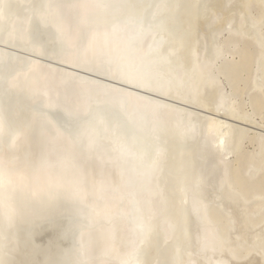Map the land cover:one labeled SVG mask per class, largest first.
I'll list each match as a JSON object with an SVG mask.
<instances>
[{
  "label": "rangeland",
  "instance_id": "1",
  "mask_svg": "<svg viewBox=\"0 0 264 264\" xmlns=\"http://www.w3.org/2000/svg\"><path fill=\"white\" fill-rule=\"evenodd\" d=\"M50 2H51V4H52V2L53 3H56V4H58L56 1L57 0H49ZM60 3H59V5H60V7H62L63 5H65L66 7H63V8H65V9H63V8H61V9H56V8H58L59 7V5H56V4H53L52 6H53V10H58V11H60V10H62L63 9V11H65V12H58L56 15L57 16H60L59 15V13L61 14H63V17H64V14L65 13H67V11H69L71 8L73 9V10H70L69 11V13H68V15L67 16H65L64 18V21H62V22H59V24H58V27H60V28H64L63 30H61L60 28H59V30L57 29L55 32H54V30H55V27H57V26H55V25H53V26H51V28H45V25L43 26V24L40 22H37V21H34V20H32V22L34 23V26L36 27V29L35 28H32V27H30V24H29V26H28V28L30 29V30H33V32L31 33V34H28V33H26L27 32V30H26V28H25V30H24V32H25V41L24 42H21V41H17L15 44H20V45H15V46H12V45H9V46H6V45H2V44H0V45H2V46H4L3 48L4 49H7L8 51H11V52H14V54L15 55H17V58H19V61H21V64L23 63L22 61H24V62H26V63H29V66H27V67H25V66H23V65H19L18 67V69L16 70V69H13V68H17L16 66L15 67H13L12 69H13V74H21L22 72L24 73V72H26L29 68L28 67H30V62H32V63H34V62H36V63H34V64H36V66H38V68L40 69V71H39V73L41 72V74L42 75H44V76H48V74H53V75H50V76H48L49 78H51L50 79V81L52 80V81H54L53 79H56L57 81H58V79L59 80H61L60 82L58 81H56L57 82V84L59 85V83H60V85L61 84H63V83H66V82H68V84L67 85H61V86H58L57 84H56V82L54 81V83H52V82H50L49 80H48V77L46 78V77H44V76H42V78L44 79L43 81L45 82L46 80V82H48L49 83V85H51L52 86V88H51V90L52 91H50L51 92V94L52 93H54V95H52L53 97H55L54 99H52L53 97H51V99L52 100H54L53 102H54V105L56 104L57 105V107H60V108H54V110L52 109V108H50V109H47L43 104H42V100L40 99V97H39V94L41 93V92H38L39 94H36L37 92H35L34 90V92H35V95H34V97H35V99H38V100H35L34 101V97H32L33 95H31L30 93L31 92H29V90L27 91V92H25V93H23V95L21 96V95H19L18 97H16V96H14L13 98L11 97L10 98V100H7L6 101V103L8 102V106H7V112H6V114H7V116L9 117H7L6 115H5V119H7V122H9V125H10V128H11V132H13V130H14V132L16 131V132H19V129L21 128V126H22V128H23V130H22V128L20 129L21 130V134L20 135H23L22 136V140L23 141H21L20 143L22 144L23 143V145L21 146V150H19L20 151V153L18 152V154L20 155V157L18 156V154L16 153V154H12V158H13V160H15L14 158H16L17 156L19 157V162L21 163V165L20 166H23L24 167V170H25V172H26V174L27 175H29L30 173H28V172H34L35 171V173L37 174L36 175V177L33 175V174H35V173H31V175H33V177H35V179L31 176V175H29L28 177L29 178H33L32 179V181H39V177L40 176H38V175H40V173L37 171V169H39V168H44V165H50V166H53L54 167V169H56L57 168V166H58V168L55 170V171H53V174L56 176V178H55V176H53L54 177V180L55 179H57L56 180V183H58V187H59V185H61L62 186V188H60L59 190L58 189H56L57 191L55 192L56 193V195H55V197H57V199L56 198H54V200H58L57 202H56V204L54 205L53 203V205H51L50 206V208H51V210H50V208H46V210H45V213H43V214H49V211H50V213H51V211H52V214L51 215H53L52 217H49L48 219L49 220H47V221H44V222H41V223H38V225L37 226H35V224H32V226H30V227H24L23 229L22 228H20V229H22V230H20L19 232H18V235L17 236H19L18 238H17V240H19V239H21V238H25L24 237V235L26 236V240L23 242V244H22V242L21 243H19L20 242V240L18 241V245H17V252L16 253H18V254H16L15 255V257H13L12 259H13V263L14 264H17V263H19V264H55V262H56V264H122L121 262H119L120 261V259L121 258H119V257H117V255L118 256H120V255H122V253H125V251H127V249H130V247H128V246H130L129 245V243L126 241V235L124 234V232H121V228H117V227H120V226H122V224H120V225H118V226H114L113 228H115V230L113 229H111L113 232H111V230H110V227H112V222H110L107 218L109 217V218H112L113 217V214H118L117 212H120V210H124V209H122V207H120V206H118L119 204L117 203V201H113L114 203H112V201L111 200H114V198L112 199V197L110 196L108 199L110 200V202H109V200L107 201L106 199L104 200V199H102V198H100V196H102V193L100 194L99 192V190H101V189H99L100 187H102V190H103V185L105 184V180H106V182L109 180V179H113L114 180V177L116 178V175H118V173H115V172H117L115 169H108V168H105L104 169V167H106L107 165L106 164H103V166L101 167L100 165V162H102L101 161V157H103V154L101 155V157L99 156L100 154H98V152L100 153V151L102 150V149H104L105 148V146L107 147V146H110L109 144H108V142H111L110 144H112L110 147H107L106 148V150L109 152V151H111L112 150V148H113V146H119L120 144H125V143H127L128 141H130V142H128V143H131V139H132V142H133V139H135V142H137L138 140H140L139 138H138V136H136V134L135 133H133V131H131V133H130V131H128V130H132V129H130V124H129V122H128V120H126L125 121V119L127 118V116H125L126 118L124 119V116H122L123 118H121L120 116L121 115H123V113H119V110L116 108V106L115 105H118V104H120L119 102H118V104H117V102L116 101H114L115 103L114 104H110L111 103V101H112V97H114V95H115V97H117L118 95H120L121 94V92L120 93H118L119 92V90H121V89H127V90H129V91H134V90H136V91H134V93H138V94H140V92H145V93H142L144 96H148V97H150V98H152V99H159V101H162V102H166V105L168 106V107H170L169 109L171 110L172 109V111H175L177 114H179V116L181 117V118H184L185 119V122L186 121H188L189 119H191V118H194V119H197V117H199V115L201 114H203V115H210V116H212V115H217V117H219L220 119H222V120H224V121H227L229 124H231V125H233V126H237L238 125V127H240V128H244L247 132H243V133H240V131H238V128L237 127H234V129H233V126L231 127L230 126V128H228V130H230L229 132L231 133V132H233V131H235V130H237L238 132H236V134H238V135H236V137L234 136V135H232V133H231V137H232V141L231 142H233L232 143V145H231V147L233 148V149H229V151H231V153L233 154H231V153H229V155H228V157L227 158H224V157H222L221 155H216V154H211L210 153V155H209V158H211V157H216L215 159L214 158H211L212 159V161H211V159H210V162H208V164L210 165L211 164V166H212V168H215V170H213L214 172L216 171V170H218L219 168H217L218 166L219 167H222V165H223V169H221L220 168V171H217V172H215V173H211V175L210 176H212L213 175V177H210L209 178V181H208V185H207V188H206V190H205V192L207 191H209L208 193L206 192V193H204V192H202V194L204 193V194H206V195H198L197 196V198L199 199H197L198 200V202L199 201H201L200 203L203 205V207H206V208H203V209H206V210H204V211H206L205 212V215H206V213H207V217H206V219H205V223L204 224H201V223H198V224H196L195 223V225H194V223H192L193 225H194V227L191 225V223H190V225L193 227V229L191 228V230H192V232H193V234H192V236H190V237H192V238H189L190 240L188 241L185 237H184V235L182 234V233H179V232H181L183 229H184V227H182V224H183V226H185L186 227V224L184 223V221L186 220V219H183V217H181V214L179 215V213H180V211L179 210H182L184 213L186 212V210L184 209V207L182 206V204H181V201H182V199H181V197H182V195H184L186 192L185 191H183V190H186V188L187 187H189L187 184H189V183H187V180H189V178L191 177L192 178V176H191V173L189 174V172L187 171V170H185V168H187V166H185V165H188L187 163H189V161L188 160H190V158L192 159V162H190V164H189V166H188V170L189 171H195L198 167L196 166V164L198 165V163L196 162V161H194L197 157L196 156H194V155H196L195 153H196V150H197V147H195L196 145H194V144H191L190 143V141L187 139L188 137L186 136V135H184L181 131H180V128L179 129H176L175 127H172V124H168V122H167V124L170 126H166V129H167V127H168V129L167 130H165L164 131V133H160V135H159V137H160V139L158 138L157 140L155 139L154 141L156 142H158V144H156V143H151V142H153V140H151V141H149L148 142V140L146 141V138H148L147 136H145V137H142V139L140 140L141 142L140 143H142V144H139V142L137 143V144H139V146H137L135 143V146H137V148L138 149H144L145 151H146V153H147V157H151V155H152V152H153V150L154 149H156V147L157 146H160V148H162L161 150L163 151V159H162V161L164 162H162L161 161V166H160V170H162L161 171V173H160V180L161 181H159V183H158V185L160 186H162V184H160V183H165L164 185L166 186V183H167V188L166 187H163V189H165L164 190V194L161 196V198H163V196H164V199L166 200V203H167V201H168V203L167 204H169V206L167 205V207H172L171 208V210H168V208L165 206V205H163V210L161 211V212H163L164 214H163V221H160V219L162 220V215L161 214H159L158 216H156L155 218L156 219H158V222L156 221V219H154L156 222L154 223V222H152L153 221V219H152V225L151 224H149L150 226H146V229H148L149 227H153L154 228V226H155V228L153 229L152 228V231H151V228H149V231L151 232V233H147V234H149V237H147L146 239H149L148 241L145 239V243L141 246L142 248L141 249H139L136 253H141L140 255H142V257L139 255V254H137V255H135L136 253H134L133 252V255L134 256H137V257H134V259L135 258H139V256L141 257V259L139 258V263L141 262V264H167V261L169 262L168 264H171V261H173L172 262V264H177L178 262H176V259L179 261V263H181V259L182 258H184L185 256H186V254H184L183 256H182V252H184L185 251V253L186 252H188V251H186L187 249H189L191 246L189 245V247L187 246L188 245V243H190V241L193 239V240H195V239H197L198 237L199 238H201V235H203V233L204 234H206V231H207V229H208V231L210 232V231H213L214 229H215V232H213V233H215V235L216 234H218V236H220V240H221V243H219V247H222V248H224V249H222V248H219V254H220V256H221V258L222 259H226V260H229L230 259V263L228 262V261H226L225 259V261L226 262H228V264H235L234 262L235 261H233L234 259H232V258H230V254L232 253V252H234V253H232L231 255H233V254H235V255H237L238 257H236V264H240V263H242V264H249V261L247 260V258H249V259H254V257L256 256V258L258 257V258H260L261 256L260 255H262V253H263V255H264V246H262L263 244H264V203H262L261 204V206L260 205H256V203L258 204L260 201H264V153H263V151H264V149H263V143H264V104L263 105H261V104H259V103H263V100H264V94L263 93H261V92H258V93H260L261 94V98H260V96H259V94L257 93V91L255 90L254 92L255 93H253V91H251L252 90V88H253V85H254V72L252 73L251 71H254V70H251V68H254V64H255V62H256V58H257V45H256V43L254 44V42H255V40H253L254 38H251L253 35H252V33L250 32V27L252 28L253 26H254V24H256V18L262 13V11H263V9H260V4L258 3H255V2H257V1H255V0H253L254 2H252V0H246L245 2H244V0H238V1H240V2H237V0H214L215 2H213V0H211L213 3H210L211 1L210 0H187V1H180V0H177V2H178V4L176 3V0H167L166 1V3H165V0H148V2H147V0H127V8H128V10L130 9V15H135L136 16V14H137V18H133L134 20L135 19H138L139 20V22L143 19V18H145L146 17V19H143V21H141V23H142V25L143 26H145L146 25V23H147V25L148 24H150V25H153L154 27H156V26H159V28L160 29H162L161 31L164 33H160L159 35H163L162 37H166V39H168V40H171V41H169L170 43H172L173 41H175V42H173L174 44H178V43H186V45H189V46H193L194 44L196 45V43H197V46H198V51H200V52H204V54L203 55H205V56H203V59H204V61L206 60L207 62H209L210 63V65L213 67V70H214V72H216V74L219 76L218 77V79H219V81L221 82V84H220V82H219V84L221 85L220 86V88H219V91H220V94L221 95H219V97L217 98H215V99H211V90H210V87H209V85L208 86H206L207 84H206V80L204 79V78H201L200 80H198V81H195V82H197L198 84H195V82H194V86L193 87H186V89H185V91H184V89H177V91H176V89H171V92H167V93H165V95L164 94H158L157 92H154V91H156V90H154L155 89V86H154V89H152L153 91H146V90H144V91H139V90H142V89H136V88H133L132 89V87L133 86H129V85H127V84H124L123 82H121V81H119L118 79H117V76L115 75V73L112 71V66H108V64L107 63H104L105 61H103V60H101V58H97V56H94V54L93 53H91V51H89L90 49L88 48L89 46L88 45H90V43H91V41H90V39H89V37H90V35H89V33H85V31H81L80 30V28H81V26H80V22H76V21H78V19H76V18H74V17H76L77 16V18H78V16L80 17V15H77V13H81L83 10H81V9H83V8H80L79 6L80 5H77V4H80V2H81V0H72V2L73 3H75V4H73L72 2H71V0H70V2L71 3H69L67 0V2H65L64 0H58ZM76 1V2H75ZM189 1V2H188ZM196 1V2H195ZM199 1V2H198ZM201 1V2H200ZM219 1H222V6L221 7H219V9L217 8V5H218V2ZM248 1H251L250 3H248L247 4V2ZM132 2V3H131ZM143 2V3H142ZM145 2V3H144ZM151 4H150V3ZM161 2V3H160ZM207 2V3H206ZM62 3H65V4H62ZM155 3V4H154ZM172 3V4H171ZM189 5H188V4ZM208 3L212 6H208ZM237 3V5H235ZM50 4V5H51ZM137 4V5H136ZM143 4V5H142ZM156 4H157V6H156ZM163 4V5H162ZM166 4V5H165ZM174 4V5H173ZM199 4H202V5H199ZM204 4V5H203ZM206 4V5H205ZM50 5H49V8H51L50 7ZM62 5V6H61ZM70 5V6H69ZM71 5H73V6H71ZM131 7H130V6ZM141 5V6H140ZM152 5H153V8H152ZM161 7H163V9H162V7L161 8H159V6ZM183 5V6H182ZM188 5V6H187ZM191 5V6H190ZM75 6V7H74ZM133 6V7H132ZM149 6V7H148ZM186 7L187 6V9L186 8H182V7ZM200 6H202L203 8H205V9H210V8H212L211 10H206L205 11V9L204 10H202L203 8L202 7H200ZM234 6V7H233ZM236 6V7H235ZM237 6H238V8H237ZM130 7V8H129ZM143 7H144V9H143ZM157 7V8H156ZM166 7V8H165ZM175 7V8H174ZM189 7H194V9H192V8H190L189 9ZM250 7V8H249ZM140 8V9H139ZM148 8V9H147ZM173 8V9H172ZM198 8H200V9H198ZM213 8L215 9V10H213ZM226 8V9H225ZM68 9V10H67ZM131 9H133V10H131ZM150 9V10H149ZM162 9V10H161ZM164 9H165V11H164ZM174 9H176V10H174ZM189 9V10H188ZM196 9H197V11L198 12H196ZM220 10V9H222L221 11H219L218 12V10ZM225 9V10H224ZM149 10V11H148ZM156 10V11H155ZM178 10V11H177ZM181 10V11H180ZM192 10V13L190 12ZM202 11V12H200V11ZM213 10V11H212ZM262 10V11H261ZM76 11V12H75ZM125 11H126V9H125ZM124 11V13H126ZM131 11H133V13L131 12ZM139 11V12H138ZM151 11V12H150ZM166 12V13H164V12ZM170 11V12H169ZM188 11V12H187ZM210 11V12H209ZM216 11V12H215ZM224 13H223V12ZM253 11V12H252ZM258 11H260V12H258ZM135 12V13H134ZM142 12V13H141ZM157 14H156V13ZM161 12V13H160ZM172 12V13H171ZM180 12V13H179ZM205 12V13H204ZM207 12V13H206ZM231 14H230V13ZM250 12V13H249ZM255 12V13H254ZM71 13H73V14H71ZM150 13V14H149ZM160 13V16H158V14ZM163 13H164V15H163ZM170 13V14H169ZM174 13V14H173ZM189 13H191L189 16H191V19H190V17H188V14ZM194 13V14H193ZM199 13V14H198ZM203 13V14H202ZM212 13H214V15H215V18H212V17H210V16H214ZM219 13V14H218ZM223 13V14H222ZM76 15V16H74L73 17V15ZM140 14V15H139ZM156 14V15H155ZM175 14H177L178 16H176ZM183 14H187V15H183ZM212 14V15H211ZM217 14L220 16H217ZM255 14V15H254ZM94 14H92L90 17H92ZM121 15H122V12H121ZM120 14H119V19L120 20H123V19H129V18H127V17H124V16H121ZM163 15V16H162ZM176 17H175V16ZM197 15H198V17H200V18H196L197 17ZM222 15V16H221ZM235 15V16H234ZM25 16H27V15H25ZM141 17V18H138V17ZM166 16H168V19H167V17ZM170 16V17H169ZM182 17V19H180L181 17ZM209 18H208V17ZM50 17V16H49ZM49 17H48V19H49ZM70 17V18H69ZM123 17V18H122ZM151 17H153L152 19H151ZM155 17H156V19H155ZM164 17V18H163ZM189 19H188V18ZM221 17H222V19H221ZM230 17H232V18H230ZM20 18H21V16H20ZM23 18V17H22ZM56 18V17H55ZM150 18V19H149ZM162 18V19H161ZM172 20H170V19ZM173 18V19H172ZM174 18H175V20L176 21H173L174 20ZM192 18H196V23H197V21H198V24H196V23H193L192 24V22H194V20L192 19ZM203 18H204V20H203ZM238 18V19H237ZM74 19V20H73ZM75 19H76V21H75ZM130 19H132V17L130 18ZM164 19H166V20H164ZM179 19V20H178ZM197 19H199V20H197ZM200 19H202L203 20V22L205 21H208L207 23H205L203 26L204 27H202V25L199 27V22H201L200 21ZM210 19L212 20V22H213V24H212V22H210ZM214 19V20H213ZM216 19V20H215ZM218 19V20H217ZM230 19H231V21H230ZM255 19V20H254ZM66 20H67V23H66ZM69 20L72 22H69ZM138 20H135L136 22L138 21ZM154 20H155V22H154ZM159 20V21H158ZM163 20V21H162ZM188 21L187 23H182V21ZM190 20V21H189ZM226 20V21H225ZM232 20H234V21H232ZM24 21V20H23ZM23 21H21V22H23ZM61 21V20H60ZM75 21V22H74ZM148 21V22H147ZM160 22L159 23V25H158V22ZM180 21V22H179ZM217 21V22H216ZM237 21V22H236ZM37 22V23H36ZM52 22H54L53 21V19H52ZM113 22V21H112ZM146 22V23H145ZM168 24H166V23ZM174 22H175V26H180L179 27V29H178V27H175L173 24H174ZM177 22V23H176ZM33 23H31L32 25H33ZM37 25H36V24ZM39 23V24H38ZM63 23H65V24H63ZM138 23V22H137ZM141 23H140V26L139 27H142V25H141ZM156 23V24H155ZM189 23H191V25H189V29L191 30V29H195L197 32H195L194 30H191L192 31V33H191V31L187 28L186 29V27H188V24ZM216 23V24H215ZM41 24H42V28H41ZM53 24H55V23H53ZM67 24H70V26L68 25V27L66 26ZM76 24V25H75ZM78 24V25H77ZM201 24H202V22H201ZM23 26L25 25V24H22ZM31 25V26H32ZM60 25H63V26H60ZM156 25V26H155ZM171 25V26H170ZM182 25H183V27H182ZM194 25V26H193ZM210 25V27H211V31H210V27L208 28V26ZM214 25V26H213ZM228 25V26H227ZM55 26V27H54ZM66 26V27H65ZM80 28H79V27ZM161 26V27H160ZM163 26V27H162ZM191 26H193V27H191ZM205 26H207V28L209 29H207ZM196 27H198V28H196ZM212 27H213V29H212ZM229 27V28H228ZM145 28H147V27H145ZM174 28V29H173ZM184 29V31L182 30V29ZM206 28V29H205ZM232 28V29H231ZM28 29V30H29ZM34 29H35V31H34ZM45 29V30H44ZM81 29H83V28H81ZM180 29L182 30V32L183 33H179L180 32ZM236 29V30H235ZM39 30V31H38ZM67 30V31H66ZM164 30V31H163ZM170 31V32H168V31ZM174 30V31H173ZM179 30V31H178ZM187 30V31H186ZM189 30V31H188ZM208 30V31H207ZM212 30H214V31H212ZM247 30H249V31H247ZM58 31L59 32H61V33H58ZM64 31H65V34H63L64 33ZM78 31V32H77ZM205 31V32H204ZM222 33H221V32ZM245 31V32H244ZM35 32H38V33H35ZM69 34H68V33ZM186 32L189 34V35H187L186 34ZM200 32V33H199ZM213 32V33H212ZM53 33V34H52ZM67 33V34H66ZM169 33V34H168ZM173 33H174V35H173ZM176 33V34H175ZM179 33V34H178ZM185 33V34H184ZM193 34L192 36H191V34ZM212 33V34H211ZM244 33H247L246 35L244 34ZM28 34V36H26ZM55 34V35H54ZM59 34H63L64 35V37L63 36H61V35H59ZM181 34H184L183 35V37H185L186 35V37H188L189 39H191V40H193V41H191V40H189V41H186V39L187 38H183L182 37V35ZM201 34V35H200ZM58 35V36H57ZM80 35V36H79ZM195 35V36H194ZM233 35V36H232ZM250 35V36H249ZM30 36V37H29ZM174 38H173V37ZM32 37H33V39L34 40H32ZM47 37V38H46ZM57 37V38H56ZM68 37H70V39L68 38ZM171 37V38H173V39H169V38ZM178 37H179V39H178ZM181 37V38H180ZM208 37V38H207ZM210 37V38H209ZM27 38H29V39H27ZM58 38H61V39H58ZM176 38V39H175ZM183 38V40H181ZM31 39V40H30ZM60 40H62V41H60ZM71 42H70V41ZM178 40H180V41H178ZM188 40V39H187ZM197 40V41H196ZM31 41V42H30ZM66 41H68V43H70L69 44V47H66V45L68 46V43L66 42ZM72 41H73V45H72ZM251 41V42H250ZM30 44H29V43ZM55 42V43H54ZM63 42V43H62ZM76 42V43H75ZM90 42V43H89ZM188 42H193V43H191V44H189ZM22 43H23V45H22ZM59 43V44H58ZM208 43H209V45H208ZM212 43V44H211ZM242 43V44H241ZM26 44H28V46L26 45ZM32 44V45H31ZM58 44V45H57ZM65 44V45H64ZM74 44H76L75 46H74ZM13 45H14V43H13ZM62 45H64L63 46V49L61 48L62 47ZM194 45V46H195ZM27 46V47H26ZM32 46V47H31ZM60 46V47H59ZM72 48H71V47ZM210 46H212V47H210ZM239 46V47H238ZM24 47H26V49H24ZM65 47H66V49H65ZM196 47V46H195ZM18 48V49H17ZM22 48V49H21ZM51 48V49H50ZM224 48H225V50H224ZM17 49V50H16ZM19 49H20V51H19ZM24 49V50H23ZM89 49V50H88ZM15 50V51H14ZM72 50V51H71ZM77 50V52H75ZM206 50V51H205ZM28 51V52H27ZM30 51H32L33 53H31ZM41 51V52H40ZM71 51V52H70ZM35 52V53H34ZM66 52V53H65ZM68 52V53H67ZM74 52V53H73ZM89 52V53H88ZM211 52H214V53H211ZM248 52V53H247ZM256 52V53H255ZM21 53V54H20ZM22 53H23V55H22ZM27 53H30V54H28L27 55ZM39 53V54H38ZM60 53V54H59ZM73 54L72 56L70 55V54ZM93 54V55H91V54ZM245 55H244V54ZM18 54H20V55H18ZM61 54L62 55H65V56H61ZM67 54H69V56L67 55ZM75 54H76V56H75ZM210 54V55H209ZM214 54H216V56L214 55ZM27 55V56H26ZM51 55V56H50ZM208 55V56H207ZM214 55V56H213ZM19 56V57H18ZM21 56V57H20ZM24 56L26 57V59H24ZM28 56H30V57H28ZM249 56H252V58H254V59H252L251 57H249ZM256 56V57H255ZM23 57V58H22ZM69 57H70V59H69ZM88 57V58H87ZM216 57H217V59H216ZM243 57H244V59H243ZM249 57V58H248ZM30 58H33L32 60L30 59ZM207 58V59H206ZM23 59V60H22ZM29 59V60H28ZM34 59L35 60H37V61H34ZM210 59V60H209ZM216 59V60H215ZM246 59V60H245ZM68 60H69V62H68ZM215 60V61H214ZM241 60H243V61H241ZM253 60V61H252ZM72 61V62H71ZM205 61V62H206ZM250 61V62H249ZM41 63L40 65H42L41 67H40V65H39V63ZM68 62V63H67ZM241 62V63H240ZM244 62V63H243ZM249 62V63H248ZM254 62V63H253ZM25 63V64H26ZM31 63V64H32ZM38 63V64H37ZM238 63V64H237ZM24 64V63H23ZM24 64V65H25ZM28 65V64H27ZM49 65V66H48ZM44 66V67H43ZM101 66V69H99V70H97L98 69V67H100ZM105 66H107V67H105ZM242 68H241V67ZM244 66V67H243ZM245 66H246V68H245ZM250 66V67H249ZM22 67L24 68V70L23 71H20L21 69H22ZM96 67V68H95ZM102 67H103V70H102ZM216 67V68H215ZM44 68V69H43ZM47 68V69H46ZM107 68V69H106ZM215 68V69H214ZM237 68V71H235V69ZM12 69H11V74H12ZM43 69V70H42ZM95 69L97 70L96 72H98V73H96V72H94L95 71ZM106 69V70H105ZM110 69V70H109ZM241 71H240V70ZM48 70H49V72H48ZM60 70V71H59ZM216 70V71H215ZM19 71V72H18ZM44 71V72H43ZM55 73H54V72ZM103 71V72H102ZM107 71V72H106ZM112 71V72H111ZM48 72V73H47ZM102 72V73H101ZM111 72V73H110ZM245 72H247V73H245ZM249 72L251 73V74H249ZM95 73V74H94ZM100 73V74H99ZM104 73V74H103ZM241 73V74H240ZM10 74V75H11ZM76 74H79V76L77 75L76 76ZM103 74V75H102ZM111 76H110V75ZM237 74H239V75H237ZM59 75V76H58ZM61 75V76H60ZM81 75V76H80ZM102 75V76H101ZM39 76H40V74H39ZM54 76V77H53ZM57 76V77H56ZM252 76V77H251ZM73 77V78H72ZM82 77V78H81ZM62 78H67V80H62ZM72 78V79H71ZM84 78H86L85 80H83ZM252 78V79H251ZM80 79H82V81H84V83L83 84H81L82 83V81H80V82H78V80H80ZM71 80V81H70ZM86 80H88L89 82H87ZM204 80V81H203ZM40 81H41V78H40ZM77 81V82H76ZM86 81V82H85ZM42 82V81H41ZM44 82H42V83H40L39 82V85H37V86H39L40 88L37 90V91H42V90H44V86L45 85H47L48 86V83L46 84V83H44ZM63 82V83H62ZM70 82V83H69ZM202 82V83H201ZM54 84V85H52V84ZM78 83V84H77ZM79 83L81 84V85H79ZM237 83V84H236ZM248 84V85H247ZM253 84V85H252ZM196 85H197V87H196ZM200 85L201 86H205V87H203V89H201V91L203 92V94H202V92L200 93L199 91H200ZM47 86H45V90L47 91V89L49 90L50 89V86H48V88L46 89V87ZM54 86V87H53ZM63 86V87H62ZM70 86L71 87H73L72 89H70ZM78 88H77V87ZM86 86V87H85ZM87 86H88V88H89V90L91 89L90 87L91 86H93L92 88H96V87H99V88H96L95 90L93 89L92 90V93L91 92H87L86 91V89L88 90V88H87ZM90 86V87H89ZM95 86V87H94ZM224 86V87H223ZM252 86V87H251ZM32 87V85L31 86H29L28 88H31ZM34 88H35V90H36V88H38V87H35V86H33ZM32 87V88H33ZM69 87V88H68ZM81 87V88H80ZM102 87V88H101ZM105 87H106V89H105ZM114 87H117V88H120L119 90L117 89H115ZM130 87H131V89H130ZM231 87V88H230ZM239 87V88H238ZM242 87V88H241ZM33 88V89H34ZM74 88H77V90H74ZM79 88H80V90H79ZM85 88V89H84ZM104 88V89H103ZM108 88H110V89H108ZM112 88V89H111ZM129 88V89H128ZM153 88V87H152ZM157 88V87H156ZM42 89V90H41ZM70 89V90H69ZM83 89V90H82ZM104 91V90H107V91H105V93H103L102 92V90ZM158 89V88H157ZM188 89V90H187ZM189 89H192V90H190L189 91ZM198 89V90H197ZM206 90V92H207V89H208V92L206 93V92H204L205 90ZM243 91H242V90ZM74 90V91H73ZM111 90H113L115 93H113V91L111 92ZM118 91L117 93H116V91ZM188 92H187V91ZM238 90V91H237ZM253 90H254V88H253ZM31 91V90H30ZM33 91H32V93H33ZM58 91V92H57ZM76 91H77V93H76ZM83 92L84 91V93H81V92ZM91 91V90H90ZM193 91V92H192ZM95 92H97V93H95ZM99 92H102V93H99ZM124 92H126V91H124ZM128 92V91H127ZM127 92L126 93H124L123 94V92H122V97L125 95V94H127ZM183 92V93H182ZM222 92H223V94H222ZM83 95H81V94ZM85 93H87V94H85ZM90 93V94H89ZM99 93V94H98ZM195 93V95H193ZM204 93H206V94H204ZM24 94H26V96L24 95ZM28 94H29V97H30V95H31V98L33 99H24V98H26V97H28ZM34 94V93H33ZM57 94V95H56ZM77 94V95H76ZM80 94V95H79ZM93 94H95V95H97V96H99V97H96L95 95H93L94 97H92V95ZM105 94V95H104ZM198 94V96H196ZM37 95V96H36ZM60 95V96H59ZM88 97H86V96ZM108 95H110V96H108ZM113 95V96H112ZM117 95V96H116ZM180 95V96H179ZM206 97H205V96ZM51 96V95H50ZM72 96H74V98L72 97ZM87 98H85V97ZM223 96V97H222ZM16 97V98H15ZM21 97H22V99H24V102H23V100L21 99ZM38 97V98H37ZM78 97V98H77ZM102 97V98H101ZM104 97V98H103ZM105 97H106V99H105ZM108 97H110V98H108ZM194 97V98H193ZM200 97V98H199ZM19 99V100H21V101H18V99L14 102V100L15 99ZM84 100H83V99ZM92 98V99H91ZM162 98V99H161ZM207 100H206V99ZM220 98V99H219ZM255 98H256V100H255ZM258 98V99H257ZM259 98H260V100H259ZM57 99V100H56ZM75 99H78V100H75ZM101 99V100H100ZM105 99V100H104ZM117 99H118V97H117ZM156 99V100H157ZM222 99H224V100H222ZM28 102H27V101ZM60 100V101H59ZM74 100V101H73ZM97 100H98V102H100L101 104H103V106H101V104L100 103H98L97 102ZM110 101L109 102V105H107L108 103H105V101L107 102V101ZM223 101V102H221L222 103V105H221V103H219V101ZM226 100V101H225ZM255 100V101H254ZM259 100V103H256L257 101ZM9 101H11V102H9ZM29 101H34V102H36V104L34 103V102H29ZM39 101V102H38ZM64 103H63V102ZM104 101V102H103ZM204 101H206V102H204ZM217 101V102H216ZM261 101V102H260ZM13 102V103H12ZM22 102V105H20V106H18L20 103ZM26 102V103H25ZM38 102V103H37ZM60 102V103H59ZM82 102H83V105H82ZM86 102H87V105H86ZM96 102V103H95ZM113 102V101H112ZM17 103H19L18 105H17ZM30 103V104H29ZM34 103V104H33ZM59 105H58V104ZM90 103V104H89ZM93 103V104H92ZM203 103V104H202ZM208 103H210L209 105H211L212 104V106H208L207 104ZM216 103V104H215ZM228 103V104H227ZM26 104V105H25ZM65 104L68 106V107H70V109H68V107H67V109H66V107H65ZM91 104L92 105H96V106H91ZM105 104V105H104ZM169 104V105H168ZM220 104V105H219ZM256 104H258V105H260L259 107H257V105ZM61 105V106H60ZM70 105V106H69ZM78 105V106H77ZM86 105V106H85ZM216 105V106H215ZM218 105V106H217ZM236 105V106H235ZM12 108H11V107ZM32 106V107H31ZM75 106V107H74ZM98 106V107H97ZM107 106L109 107L108 109L109 110H107ZM115 106V107H114ZM235 106V107H234ZM262 106V107H261ZM22 107V108H21ZM56 107V106H55ZM79 107H81V108H79ZM91 107V108H90ZM112 107V108H111ZM213 107H221L220 109V112H215L216 110H214V108ZM232 107V108H231ZM28 108V109H27ZM40 108V109H39ZM72 108H74V109H72ZM78 108H79V110H78ZM84 108V109H83ZM93 108V109H92ZM94 108H96V109H94ZM101 108V109H100ZM110 108H111V110L112 109H114V111H112V112H110L111 110H110ZM115 108H116V110H115ZM237 108V109H236ZM258 108H260V109H258ZM15 109V110H14ZM98 109V110H97ZM104 109V110H103ZM106 109V110H105ZM10 110V111H9ZM19 110V111H18ZM48 110V111H47ZM58 112H57V111ZM73 111L72 113H71V111ZM81 110V111H80ZM83 110H84V112H83ZM87 110V111H86ZM97 110V111H96ZM99 110H101V111H99ZM197 110V111H196ZM226 110H230V111H226ZM13 111V112H12ZM16 111H18V112H20V113H18V112H16ZM67 113H66V112ZM69 111H70V113H69ZM74 111H76V113H74ZM116 111V112H115ZM191 111H193V112H191ZM225 111V112H224ZM240 111V113H238ZM246 111V112H245ZM9 112V113H8ZM27 112V113H26ZM37 114H36V113ZM54 112V113H53ZM62 112H64V113H66V115H64V113H62ZM91 112V113H90ZM104 112V113H103ZM106 112V113H105ZM108 112V113H107ZM197 112H200V113H197ZM205 112H207V113H205ZM215 112V113H214ZM261 112V113H260ZM12 113H16L15 114V116H17L18 115V118L16 119V117H14V116H12L13 118H10L11 116L10 115H14V114H12ZM55 113H56V115H55ZM80 113H81V115L83 114V116L84 117H82L81 115H80ZM87 113V114H86ZM99 113V114H98ZM102 115H101V114ZM20 114V115H19ZM40 114V115H39ZM52 114V115H51ZM71 115L72 114V116L70 117L69 115ZM78 114V115H77ZM105 114H107V116L105 115ZM110 114V115H109ZM115 114H117V115H119V118H121V119H119L118 117H114V116H116ZM231 114V115H230ZM240 114V115H239ZM25 115V116H24ZM33 115V116H32ZM47 115V116H46ZM81 117H80V116ZM87 115H89V116H87ZM93 115V116H92ZM194 115L195 116H197V117H194ZM228 115V116H227ZM246 115H249V117L250 118H248L247 119V117H246ZM39 116H40V118H39ZM68 116V117H67ZM104 117V118H102V117ZM231 116V117H230ZM245 116V117H244ZM21 117H23L22 118V120H21ZM34 117V118H33ZM36 117H37V120H36ZM43 117V118H42ZM45 117V118H44ZM73 117V118H72ZM75 117V118H74ZM79 117V118H78ZM94 119H93V118ZM221 117H223V118H221ZM237 119H236V118ZM242 117H244V119H240V118H242ZM61 118V119H60ZM114 118L116 119V120H114ZM118 118V119H117ZM172 118V119H171ZM30 119H31V121H30ZM43 119V120H42ZM45 119V120H44ZM102 119V120H101ZM105 119V120H104ZM107 119V120H106ZM114 121H113V120ZM170 119L173 121V120H175L174 119V117H170ZM251 119V121H249ZM34 120H36L35 122H34ZM42 120V121H41ZM64 120V121H63ZM91 120V121H90ZM101 120V121H100ZM104 120V121H103ZM108 120H110V121H108ZM119 121V123L118 122H116V121ZM232 120H237V121H232ZM20 121V122H19ZM38 121H40L39 122V124H38ZM46 121V122H45ZM78 121V122H77ZM112 121V122H111ZM125 121V122H124ZM238 121H240L239 123H238ZM243 121V122H242ZM12 122L13 123H15V124H12ZM45 123V125H40V123L42 124V123ZM86 122L87 123H90V124H88L87 126L85 125L86 124ZM95 122H97V123H95ZM99 122V123H98ZM101 122V123H100ZM122 122V123H121ZM123 122H124V124H125V127H124V125H123ZM231 122V123H230ZM236 122V123H235ZM252 122H255V123H252ZM19 123H21V124H19ZM52 123V124H51ZM84 123V124H83ZM92 123V124H91ZM106 123L107 124H110V126H109V130H108V127L107 128H105L104 129V127H105V125H106ZM116 124V123H118V124H116L117 125V127H116V125H113V124ZM126 123L127 124H129V128H127L126 127ZM83 125V127H82V125ZM105 124V125H104ZM34 125V126H33ZM57 127H56V126ZM97 125L99 126V127H97ZM114 127H113V126ZM121 125H122V127H121ZM256 125V126H255ZM12 126V127H11ZM42 126V127H41ZM88 127L87 128V131H89V133L87 132V131H85L86 129V127ZM90 126V127H89ZM92 126V127H91ZM96 126V127H95ZM107 126V125H106ZM120 128H119V127ZM260 126V127H259ZM20 127V128H19ZM38 127H41V129H42V131H41V129L39 128V129H36V128H38ZM123 127L125 128V129H123ZM257 127H258V129H257ZM14 128H17V129H14ZM25 128V129H24ZM30 128V129H29ZM34 128V129H33ZM44 128V129H43ZM82 128H84V130L82 129ZM115 128H118L117 130H115ZM172 128V129H171ZM260 128V129H259ZM57 129V130H56ZM83 131H82V130ZM89 129V130H88ZM90 129H94V130H90ZM106 129L108 130L107 132H106ZM113 129L115 130V132L113 133ZM121 129L123 130V131H121ZM174 129H176V131L174 130ZM48 130H49V132H48ZM59 130V131H58ZM97 132H96V131ZM169 130H171V131H169ZM23 131H25L24 132V134H22V132ZM58 131V132H57ZM91 131L94 133H92L94 136H95V134L96 135H98L97 136V138H98V140L96 139V141L95 142H98L99 143V145L101 144L100 143V141L102 140V139H104V140H102V142L104 141V143L106 142V140L108 141L107 143H106V145L104 144V143H102L101 145H100V147L101 146H103V147H101L102 149H100V150H97L98 148H99V146H97L98 145V143H97V145L96 144H94V143H92L91 145H95V146H97L95 149H93L92 148V146H90L92 149V151L91 150H87V145H84V143H82V141H84V140H80V139H85L86 137H88L89 135L90 136H92L90 133H91ZM35 132V133H34ZM82 132V133H81ZM84 132H86V133H88L87 135L84 133ZM104 132V133H103ZM171 133V135H169L168 133ZM178 132V133H177ZM179 132H181V133H179ZM262 132V133H261ZM56 133V134H55ZM58 133V134H57ZM77 133V134H76ZM123 133V134H122ZM128 133V134H127ZM175 133V134H174ZM234 133V132H233ZM246 133H248L246 136H245V138H244V135L246 134ZM27 134V135H26ZM32 136H31V135ZM40 135V136H38V135ZM63 136H62V135ZM133 134V135H132ZM165 134H167V135H165ZM179 134V135H178ZM25 135L27 136V137H25ZM55 135H56V138H55ZM105 135H107V136H105ZM116 135V136H115ZM124 135V136H123ZM135 135V136H134ZM169 135V136H168ZM181 135V136H180ZM35 136H36V138H35ZM38 136V137H37ZM54 136V137H53ZM62 136V137H61ZM67 136V137H66ZM80 136H81V138H80ZM86 136V137H85ZM105 136V137H104ZM116 138H115V137ZM122 136V137H121ZM126 136H127V138H126ZM136 137L137 138V141H136V138H134V137ZM171 136V137H170ZM234 136V137H233ZM23 137H25V139L23 138ZM35 139H34V138ZM64 137H66V138H64ZM83 137V138H82ZM85 137V138H84ZM128 137L130 138V137H132V138H130L129 140H128ZM164 137V138H163ZM166 137V138H165ZM169 137H170V139H169ZM180 137V138H179ZM242 137V139H240ZM260 137V138H259ZM262 137V138H261ZM30 138H32V142H31V139ZM40 138V139H39ZM58 138V139H57ZM61 140H60V139ZM79 140H78V139ZM91 138H93V136L91 137ZM101 138V139H100ZM108 138H110V139H108ZM120 138H124L125 140H123V141H121V143L119 142L120 140ZM185 138H186V141H185ZM39 139V140H38ZM53 139V140H52ZM65 139V140H64ZM100 139V140H99ZM121 139V140H122ZM161 139H163V141L161 140ZM174 139V140H173ZM184 139V140H183ZM193 139H195V138H193ZM236 139V140H235ZM27 142H26V141ZM38 140V141H37ZM50 141V143L49 142H47V141ZM67 140V141H66ZM86 140V139H85ZM128 140V141H127ZM173 140V141H172ZM183 140V141H182ZM196 140V139H195ZM239 140H240V144L238 143L239 142ZM53 141V142H52ZM65 141V142H64ZM79 141L84 145V146H86L87 148H83L81 145V143H79ZM179 141V142H178ZM238 141V142H237ZM243 141V142H242ZM43 143V145L45 146H43L42 145V143ZM45 142H47V143H45ZM51 142H52V144H51ZM73 142V143H72ZM75 142H77L76 144H75ZM85 142V141H84ZM91 142V141H90ZM92 142H93V140H92ZM230 142V143H231ZM237 142V143H236ZM261 142V143H260ZM263 142V143H262ZM45 143V144H44ZM54 143H56V144H54ZM62 143V144H61ZM70 143H72V145L70 144ZM119 143V144H118ZM148 143V144H147ZM164 143V144H163ZM186 143V144H185ZM26 144V145H25ZM31 144H33V145H31ZM73 144L74 145H76V146H81L82 148H83V150H85L86 152H84V151H82L81 152V147L80 148H78V147H76V148H74V146H73ZM104 144V145H103ZM114 144V145H113ZM238 144V146H236ZM54 145H55V147H54ZM70 145L71 146H73V147H70ZM93 145V147H95ZM129 145V144H128ZM127 145V146H128ZM143 146V147H141V146ZM148 145V146H147ZM157 145V146H156ZM175 145H177V146H175ZM192 145V146H191ZM240 145V146H239ZM243 145V146H242ZM59 146H61V147H63V149L61 148V147H59ZM149 146H150V148H149ZM156 146V147H155ZM173 146V147H172ZM175 146V147H174ZM190 146V147H189ZM237 147H239L238 149H236L235 150V148H237ZM255 147V148H254ZM262 147V148H261ZM45 148V149H44ZM68 148V149H67ZM72 148L74 149V150H72ZM109 148V149H108ZM116 148V147H115ZM187 148V149H186ZM192 148H193V150H192ZM260 148V149H259ZM2 149V148H1ZM36 151H35V150ZM38 149V150H37ZM184 149V150H183ZM263 149V150H262ZM23 150V151H22ZM62 150V151H61ZM70 150H72V151H70ZM94 150H96V152L94 151ZM117 150V149H116ZM115 150V151H116ZM232 150H235V151H232ZM240 150V151H239ZM249 150V151H248ZM79 151L81 152V153H83V155L81 156L80 154L81 153H79ZM93 151H94V153H93ZM107 151L105 152V151H102V153H104V156H106L105 155V153H107ZM251 151V152H250ZM256 151V152H255ZM17 152V151H16ZM37 152V153H36ZM60 152H61V154H60ZM68 152V153H67ZM73 152V153H72ZM77 152H78V154H79V156H77ZM234 152H235V154H234ZM252 152H255V153H253L252 154ZM0 153L1 154H3V156H5L4 158H6V160L7 159H9V155H5V153L3 152V151H1L0 150ZM42 153H45V154H42ZM70 153H72V154H70ZM75 153V154H74ZM237 153V154H236ZM261 153V154H260ZM1 154H0V156H1ZM24 154H26V155H24ZM90 154L92 155H94V154H98V156L97 155H94V158H93V155L92 156H90ZM108 154V153H107ZM168 154V155H167ZM258 154V155H257ZM85 155V156H84ZM167 155V156H166ZM190 155V156H189ZM200 155V154H199ZM40 157L39 159H40V161L39 160H37L38 158L37 157ZM46 156V157H45ZM88 156H89V158H88ZM194 156V157H193ZM241 156V157H240ZM253 156V157H252ZM18 157H17V159H16V161L18 160ZM42 157V158H41ZM73 157V158H72ZM81 157V158H80ZM149 157V158H150ZM169 157V158H168ZM174 157H176V159L174 158ZM256 157V158H255ZM258 157V158H257ZM44 158V159H43ZM46 158V159H45ZM72 158V159H71ZM83 158H85V159H83ZM97 158H98V160H97ZM198 158H199V156H198ZM251 158V159H250ZM35 159V160H34ZM78 159V163H79V165H78V163L76 164V160ZM86 159H90V160H87V162L85 161ZM95 159V162L93 161ZM253 159V160H252ZM79 160L81 161V160H83L82 161V163H84V164H86L85 166H84V164H82L81 162H79ZM169 160V161H168ZM216 161V162H214V161ZM217 160H218V162H217ZM221 160H223V161H221ZM227 161V163H226V161ZM240 160V161H239ZM8 161V160H7ZM37 161H39L38 163H37ZM93 163H92V162ZM99 161V162H98ZM168 161V163H166ZM193 161L196 163H193ZM249 161V162H248ZM251 161V162H250ZM261 161H263L262 163H261V165L259 166V167H262V168H259L257 165L258 164H260V162ZM86 162V163H85ZM89 162H91V163H89ZM97 162H98V164H97ZM247 162V163H246ZM254 162H256L255 164H254ZM19 163V164H20ZM34 163H37V164H34ZM53 163V164H52ZM69 163H71V166L69 165ZM73 163V164H72ZM74 163H75V165H74ZM88 163V164H87ZM176 163V164H175ZM216 164V166H214L215 164ZM250 163H253L252 165L250 164ZM34 164V165H33ZM163 164V165H162ZM181 164V165H180ZM195 164V165H194ZM217 164H218V166H217ZM38 165H42L41 167H36L35 168V166H38ZM77 165L79 166L78 168H77ZM89 165H92V166H89ZM169 165V166H168ZM179 165V166H178ZM191 165V166H190ZM193 165L195 166V167H193ZM225 165H227V166H225ZM251 165V166H250ZM263 165V166H262ZM33 166H34V168H33ZM68 166V167H67ZM76 166V167H75ZM89 166V167H88ZM94 166V168L95 169H93L92 167ZM96 166H97V168H96ZM163 166H164V168H163ZM177 166V167H176ZM66 167L68 168V169H66ZM72 167V168H71ZM88 169H87V168ZM91 167V169L92 170H90L89 168ZM101 168V170H104V171H101L100 170V168ZM167 167V168H166ZM180 169H179V168ZM189 167H190V169H189ZM193 167V168H192ZM197 167V168H196ZM224 167H228V168H226L227 170H225V168ZM255 167H256V169H260L261 170V173H259L260 172V170L258 169V170H256L255 169ZM258 167V168H257ZM64 168L66 169V170H69V171H65L64 170ZM83 168H85V169H83ZM170 168V169H169ZM191 168H192V170H191ZM196 168V169H195ZM33 170V171H31V170ZM36 169V170H35ZM72 169V170H71ZM83 169V170H82ZM86 169H87V171H86ZM96 169H98V170H100L99 172H97L96 171ZM175 169V170H174ZM194 169V170H193ZM238 169V170H237ZM252 169V170H251ZM41 170H43V169H40V171ZM87 173H89V171H90V173H89V175L90 176H88V174H86V172ZM109 170H111V171H109L110 172V174H112V175H110L109 174V172L108 171ZM115 170V171H114ZM81 171H83V173L81 172ZM93 171L94 172H97L98 174V178L101 180V182H102V180H103V182L101 183V182H99V184L100 185H98V183L96 182V181H98L99 179H97V177H96V175H94V173H93ZM177 171V172H176ZM235 171H237V173L235 172ZM252 171H254V173H251ZM259 171V172H258ZM55 172V173H54ZM67 172H70V173H67ZM102 172V173H101ZM106 172V174H104ZM108 172V173H107ZM112 172V173H111ZM173 172L175 173V174H173ZM178 172H179V174H178ZM188 172V173H187ZM227 172V173H226ZM75 173H77V174H75ZM84 173L86 174V175H84ZM166 173V175H164ZM193 173V172H192ZM223 173H224V175H223ZM259 173V174H258ZM44 174V173H43ZM42 173H41V176L43 175ZM78 174H80V176L78 175ZM96 177V179H94V178H92V176L93 175ZM96 174V173H95ZM108 174H109V176H108ZM115 174V175H114ZM163 174V175H162ZM188 175L189 174V178L187 179V177L188 176H186V179H184L185 178V175ZM223 176H222V175ZM237 174V175H236ZM45 175V174H44ZM43 175V176H44ZM82 175V176H81ZM228 175V176H227ZM238 175H241V178L239 177H236V176H238ZM68 176V177H67ZM93 176V177H94ZM100 176V177H99ZM102 176V177H101ZM105 176V177H104ZM177 176V177H176ZM235 176V177H234ZM256 176H257V178H256ZM38 177V178H37ZM46 177H47V175H46ZM45 177V178H46ZM51 177H52V175H51ZM51 177H49L48 179H51ZM53 177H52V180H53ZM78 177V178H77ZM81 177H83V178H81ZM104 177V178H103ZM108 177V178H107ZM113 177V178H112ZM217 177H220V179L222 180L220 183H221V185L219 184V182H217V181H219L218 180V178ZM223 177V178H222ZM254 179H253V178ZM37 178V179H36ZM42 177H40V179H41ZM85 178V179H84ZM118 178H119V176H118ZM116 179V181L115 182H117V180H118V183L120 184V182H119V179ZM237 178V179H236ZM252 178V179H251ZM73 179H74V181H73ZM87 179H89V180H87ZM105 179V180H104ZM165 179V180H164ZM211 179V180H210ZM237 180V182H234V181H236ZM251 179V180H250ZM85 180V181H84ZM99 180V181H100ZM111 180H109V182L111 181ZM112 180V181H113ZM185 182H184V181ZM234 180V181H233ZM245 180V181H244ZM257 180V181H256ZM59 181H61V182H59ZM73 181V182H72ZM76 181H78V183L76 182ZM214 181H216L215 183H214ZM240 181H244V185L245 184H247V185H245V187H242V186H240V185H243V183H241V184H239L238 185V183H240ZM250 181V182H249ZM263 181V182H262ZM114 182V183H115ZM182 182H184V184L183 185H185V183H187L185 186L186 187H183L182 186ZM189 182V181H188ZM192 181H191V179H190V183H191ZM60 183V184H59ZM76 183V184H75ZM87 183V184H86ZM96 183L97 185H96V187H98L97 188V190H96V188H95V185L94 184ZM171 183V184H170ZM173 183H174V185H173ZM236 183V184H235ZM63 184V185H62ZM91 184V185H90ZM108 184V185H107ZM106 185H107V187H109V185H110V183H107ZM169 184H170V186H169ZM217 184V185H216ZM253 184H255L256 185V188L254 189L253 188ZM85 185V186H87V185H89L90 187L89 188H87V187H83V186ZM105 185V186H106ZM114 185H118V184H114ZM163 185V186H164ZM213 185V186H212ZM230 185V186H229ZM119 186V185H118ZM117 186V187H118ZM171 186H173V187H171ZM232 186V188H230ZM235 186V187H234ZM93 187V188H92ZM110 187H111V185H110ZM113 187V186H112ZM111 187V188H112ZM170 187V188H169ZM182 187L183 188H185V189H182ZM224 187V188H223ZM247 187V188H246ZM93 190H92V189ZM111 188H109V189H111ZM119 188V187H118ZM169 188V189H168ZM172 188H174V189H172ZM235 188V189H234ZM240 188V189H239ZM87 189V190H86ZM99 189V190H98ZM224 189V190H223ZM74 190V191H73ZM83 190H85V191H83ZM101 190V191H102ZM112 190H114V191H116L117 189H115V186L113 187V189ZM220 192H219V191ZM229 190V191H228ZM231 190H233L234 192V195L233 196H229V195H231L230 193H232V192H230ZM238 192V193H236V191ZM244 190H246V191H244ZM248 190V191H247ZM251 190V191H250ZM79 191V192H78ZM88 191V192H87ZM118 191V190H117ZM184 193H183V192ZM227 191H228V193H227ZM72 192H75L76 194H75V199H72L73 198V196H74V193H73V196H72ZM83 192V193H82ZM86 192V193H85ZM103 193H104V190L102 191ZM245 192V193H244ZM249 192V193H248ZM252 192L254 193V195H252ZM118 193V192H117ZM214 193V194H213ZM223 193H224V195H223ZM64 194H65V196H64ZM67 194L69 195H71L70 197H71V199H70V197H68L67 196ZM86 194V195H85ZM96 194H98V195H100L99 197H97L96 198ZM114 194H116L115 192H114ZM167 194V195H166ZM244 194V195H243ZM246 194V195H245ZM249 194H251V195H249ZM263 196H262V195ZM77 195V196H76ZM79 195V196H78ZM84 195V196H83ZM215 195H217V196H215ZM220 195V196H219ZM238 195V196H237ZM113 196V195H112ZM168 196V197H167ZM234 196L238 199H240V202L243 204H238V201H239V199L237 200L236 198L234 199ZM245 196V197H244ZM247 196V197H246ZM215 197V198H214ZM224 197V198H223ZM232 197V198H231ZM249 197V198H248ZM88 198H90L91 200H89ZM99 198V199H98ZM212 198V200L210 201V199ZM248 200H247V199ZM94 199V200H93ZM179 199V200H178ZM230 199V200H229ZM163 200V199H162ZM165 200H163V201H165ZM173 200V201H172ZM218 200V201H217ZM179 201V202H178ZM205 201H207V202H205ZM224 201V202H223ZM246 201V202H245ZM76 202V203H75ZM175 202V203H174ZM217 202V203H216ZM218 202H221L220 204L218 203ZM230 202V203H229ZM245 202V203H244ZM55 203V202H54ZM109 203V204H108ZM165 203V202H164ZM174 203V204H173ZM223 203V204H222ZM234 203L236 204H238L239 206H241V207H239L237 204L236 205H234ZM108 204V205H107ZM113 204H114V206H113ZM117 204V205H116ZM178 204V205H177ZM180 204V205H179ZM213 204V205H212ZM229 204H231V205H229ZM121 205V204H120ZM205 205V206H204ZM223 205V206H222ZM248 205V206H247ZM253 205H256V206H253ZM116 206H117V208H119V210H117V208H116ZM164 206L167 208V211H165V209L166 208H164ZM224 206H225V208H224ZM238 206V207H237ZM253 206V207H252ZM260 206V208H258ZM112 207V211H117V212H115V213H111L110 212V208ZM229 207V208H228ZM107 208V211L105 210ZM179 210H178V209ZM183 208V209H182ZM241 210H239V209ZM244 208V209H243ZM246 208V209H245ZM114 209H116V210H114ZM175 209H177V210H175ZM209 209V210H208ZM213 209H215L214 211H213ZM234 209V210H233ZM236 209H238V210H236ZM93 210V211H92ZM108 210H109V212H108ZM232 210V211H231ZM242 210H243V213H242ZM249 211V213H247V211ZM70 213H69V212ZM86 213H85V212ZM92 211V212H91ZM171 211H174V212H171ZM234 211V212H233ZM246 211V212H245ZM64 212V213H63ZM83 212L85 213V214H83ZM93 212H95V213H93ZM167 212V213H166ZM170 212V213H169ZM183 212H182V216H184V214H183ZM233 212V213H232ZM238 212V213H237ZM245 212V213H244ZM252 212H254V213H252ZM262 212V213H261ZM61 213V214H60ZM66 213V214H65ZM82 213V214H81ZM88 213L90 214V215H88ZM168 214L169 216L172 214H176V215H174L175 217H169L168 215V217L170 218V219H168V217L166 216V214ZM71 214H73V216L71 215ZM80 217H77V215ZM92 214H95V216L94 215H92ZM112 214V215H111ZM213 214H215V215H213ZM219 214H220V217H219ZM252 214V215H251ZM254 214V215H253ZM256 214V215H255ZM50 215V214H49ZM50 215V216H51ZM102 215V216H101ZM106 215H108V217L106 216ZM164 215H165V217H164ZM171 215V216H172ZM177 215H179L180 216V218L179 219H177L178 217H176ZM259 215V216H258ZM75 216V217H74ZM86 216H87V218H86ZM89 216V217H88ZM94 216V217H93ZM99 216V217H98ZM105 216L107 217L106 219H104L105 218ZM212 216H213V218H212ZM254 216H256V217H254ZM27 217V216H26ZM96 217H98V219L96 218ZM161 217V218H160ZM215 217H217V218H221L220 220H218L217 218L215 219ZM250 217V218H249ZM258 217V218H257ZM102 218V220H100ZM182 218V219H181ZM237 218V219H236ZM98 221H97V220ZM165 219H168V220H170V221H172L173 219H175V220H173L172 221V224L174 225H176V226H178V227H180V228H173V230H171V232H169V227H168V225L166 226L165 225V223H168V221H165L164 222V220ZM250 221H249V220ZM255 219V220H254ZM85 220H87V221H85ZM92 220V221H91ZM145 220V223H147V220H146V218L144 219ZM177 220H179V222H183L182 224L181 223H178V221ZM193 220V222L195 221V222H197V220H195V219H192ZM191 220V221H192ZM244 220L245 221H247V222H244ZM263 220V221H262ZM69 221V222H68ZM80 221V222H79ZM84 221V222H83ZM249 221V222H248ZM59 222V223H58ZM91 222H92V224H91ZM164 222V223H163ZM238 222V223H237ZM242 222H244V223H242ZM64 223V224H63ZM75 223V224H74ZM160 223H162L161 225H160ZM236 223V224H235ZM242 223V224H241ZM247 223H248V225H247ZM81 224V225H80ZM91 224V225H90ZM171 224V225H172ZM181 224V226H179ZM203 226V229L202 228H197V227H201V225ZM238 224H240V225H238ZM243 224L245 225V226H243ZM250 224V225H249ZM74 225V226H73ZM85 225H86V227H85ZM94 225V226H93ZM115 225V224H114ZM156 225H157V228H156ZM175 225H174V227H175ZM206 225V226H205ZM236 225V226H235ZM238 225V226H237ZM242 225V226H241ZM247 225V226H246ZM35 226V227H34ZM68 228H67V227ZM85 228H84V227ZM103 226V227H102ZM105 226H106V228H105ZM164 226V227H163ZM250 226V227H249ZM83 227V228H82ZM158 227L160 228V230L158 229ZM168 227V229H166ZM235 227H237V228H235ZM248 227V228H247ZM253 227V228H252ZM66 228V229H65ZM82 228V229H81ZM91 230H90V229ZM100 228V229H99ZM164 229L163 231H161V229ZM218 228V229H217ZM251 228V229H250ZM196 229V230H195ZM198 229H202V232L200 231V230H198ZM217 229V230H216ZM253 229H255V230H253ZM24 230V231H23ZM28 230H30L29 232H28ZM86 232H85V231ZM178 230H179V232H178ZM206 230V231H205ZM232 230H235V233L233 234L232 232H234V231H232ZM246 230V231H245ZM249 230H250V232H249ZM26 231H27V234H26ZM77 231V232H76ZM83 231V232H82ZM90 231V232H89ZM115 231H117V233L119 234V232H120V235H116V236H114V237H111L110 235H115L116 233H114ZM119 231V232H118ZM195 231V232H194ZM204 231V232H203ZM223 231V232H222ZM232 231V232H231ZM260 232L259 234L257 233V232ZM111 232V233H110ZM161 234V232H162V235H164L163 237H165L164 239H163V237L161 238V236L162 235H159L158 234V236H157V234ZM168 234H167V233ZM174 233V235L177 237H175L174 235H173V233ZM177 232V233H176ZM183 232V231H182ZM191 232V233H192ZM248 232V233H247ZM80 233H82V234H80ZM89 234V235H87V234ZM92 233V234H91ZM123 233V234H122ZM164 233V234H163ZM172 233V234H171ZM223 233V234H222ZM232 233V234H231ZM237 233V234H236ZM79 234H80V236L81 237H79ZM99 234V235H98ZM106 234V235H105ZM153 234H156V235H153ZM196 234H199L198 236L196 235ZM230 234V235H229ZM241 234V235H240ZM246 234V235H245ZM252 234V235H251ZM257 234V235H256ZM78 237H77V236ZM98 235V236H97ZM151 235V236H150ZM169 235H173L172 237H170ZM191 235V234H190ZM227 235V236H226ZM232 235V236H231ZM237 235V236H236ZM83 236H85V237H83ZM96 236V237H95ZM117 236H119V237H117ZM148 236V235H147ZM160 236V237H159ZM204 236V235H203ZM202 236V237H203ZM218 236H217V240H218ZM230 236V237H229ZM235 236V237H234ZM76 237V238H75ZM100 237V238H99ZM108 237V238H107ZM111 237V238H110ZM180 237H183L182 239L180 238ZM258 237H260V238H258ZM262 237V238H261ZM105 238H107V241H106V239ZM119 238H122V240L121 239H119ZM126 238V239H125ZM154 238H155V240H159V241H155L154 240ZM168 238H169V241L171 240V241H173L174 240V238H175V242L173 241V242H171L170 241V243L171 244H168L169 243V241H168ZM172 238V239H171ZM198 238V239H199ZM223 238V239H222ZM230 238V239H229ZM87 239V241H85ZM105 239V240H104ZM113 240V241H116V242H113V241H111V240ZM117 239H119V240H117ZM163 239V240H162ZM177 239V240H176ZM185 240V242H184V240ZM227 239V240H226ZM239 239H240V241L242 242H240L239 241ZM58 240V241H57ZM80 240L82 241V242H80ZM94 240V241H93ZM124 240V241H123ZM151 240H152V242H151ZM164 240H167V241H164ZM179 240V241H178ZM220 240H218V242L220 241ZM226 240V241H225ZM230 240H232V241H230ZM263 242H261V241ZM106 241V242H105ZM112 243H111V242ZM120 241V242H119ZM121 241L123 242V244L121 243ZM163 241V242H162ZM181 241V242H180ZM188 241V242H187ZM249 243H248V242ZM261 242V246L259 245V243ZM80 242V243H79ZM103 242H104V244H106V245H103ZM152 244H151V243ZM159 242V243H158ZM167 243L168 245H167V247L166 246H164V245H166L165 243ZM224 242H226V245H225V243ZM229 244H228V243ZM231 242V243H230ZM240 242V243H239ZM258 242V243H257ZM121 243V244H120ZM146 243H149V244H146ZM173 243H174V245H176L175 247H172V245H173ZM179 243V244H178ZM243 243H247V244H243ZM21 244V245H20ZM33 244V245H32ZM80 245V247H78L79 245ZM108 244V245H107ZM182 244L183 245H185L186 247L185 248H183L182 247V250H180V253H179V249H181V246H182ZM191 244V243H190ZM228 244V245H227ZM239 246H238V245ZM243 244V245H242ZM250 244V245H249ZM256 244V245H255ZM20 245V246H19ZM25 245V246H24ZM84 245V246H83ZM111 245V246H110ZM119 245V246H118ZM149 245V246H148ZM179 245H180V247H179ZM192 245V244H191ZM22 246V248H19V247H21ZM36 246V247H35ZM105 246V247H104ZM112 246H114V247H112ZM147 246V247H146ZM231 246V247H230ZM237 248H239V249H235L236 247ZM259 246H260V248H259ZM24 247V248H23ZM32 247V249H30ZM98 247H103V248H98ZM115 247H118V248H120V249H118V248H115ZM124 247V248H123ZM127 247V248H126ZM146 247V248H145ZM171 249H170V248ZM226 247H228V248H226ZM81 248V249H80ZM92 248H93V250H92ZM99 250H98V249ZM112 248V249H111ZM150 248V249H149ZM177 248H179L178 250H177ZM226 248V249H225ZM22 249H23V251H22ZM34 249V250H33ZM85 249V250H84ZM104 249V250H103ZM111 249V250H110ZM118 249V250H117ZM121 249H123V250H121ZM126 249V250H125ZM143 249V251H141ZM144 249H148V250H144ZM162 249V250H161ZM221 249V250H220ZM230 249V250H229ZM234 249V250H233ZM260 249H263V250H260ZM19 250V251H18ZM20 250H21V252H20ZM37 250V251H36ZM83 250V251H82ZM88 250H89V252H88ZM116 250V251H115ZM125 250V251H124ZM173 250H177V251H174L173 252ZM231 250H232V252H231ZM236 250V251H235ZM29 251H30V253H29ZM79 251H80V253H79ZM93 251L98 255V256H95V255H92V254H95V253H93ZM97 251V252H96ZM101 251H103V252H101ZM109 251V252H108ZM121 251V252H120ZM147 251V252H146ZM170 251H172L171 253H170ZM221 251H223V254L221 253ZM246 251V252H245ZM254 251H256V253L254 252ZM32 252V253H31ZM37 252V253H36ZM77 252L79 253V254H77ZM83 252V254H81ZM101 252V253H100ZM111 252V253H110ZM113 252H116V254H114L113 255ZM120 252V253H119ZM132 251H131V249H130V251L129 252H126V253H129V254H125V255H122V257H127L128 258V256H130V254H132L131 253ZM144 252V253H143ZM178 252V253H177ZM228 252V253H227ZM248 252V253H247ZM257 252L258 253H260L259 255L257 254ZM19 253H20V255H19ZM119 253V254H118ZM169 253V254H168ZM175 253V254H174ZM177 253V254H176ZM251 253V254H250ZM22 254V255H21ZM24 254V255H23ZM77 254V255H76ZM89 254V255H88ZM90 254H91V256H93V257H91L90 258ZM111 254V255H110ZM164 256H163V255ZM172 254V255H171ZM174 254V255H173ZM178 254H180V256H178ZM253 254H255L254 256H253ZM85 255V256H84ZM100 255V256H99ZM113 255V256H112ZM177 255V257H175ZM225 255V256H224ZM249 255V256H248ZM262 255V257L264 258V256ZM25 256V257H24ZM81 256H83L82 258H81ZM87 256V257H86ZM95 256V257H94ZM172 256V257H171ZM175 258H174V257ZM224 256V257H223ZM234 256V255H233ZM250 256H252V257H250ZM76 257V258H75ZM89 257V259H87ZM98 257H100V258H98ZM121 257V256H120ZM154 257V258H153ZM169 257L171 258V259H174V260H171V259H169ZM227 257V258H226ZM232 257V256H231ZM21 258V259H20ZM25 258V259H24ZM127 258H125L124 259V262H125V260L127 259ZM234 258V257H233ZM240 258V259H239ZM15 259H17L16 261H15ZM57 259V260H56ZM59 259V260H58ZM72 261H71V260ZM75 259V261H73ZM77 259V260H76ZM87 259V260H86ZM180 259V260H179ZM232 259V260H231ZM19 260V261H18ZM82 260V261H81ZM97 260V261H96ZM99 260H101L100 262H99ZM122 261H123V259H121ZM171 260V261H170ZM242 260V261H241ZM18 261V262H17ZM30 261V262H29ZM63 261V262H62ZM80 263H79V262ZM127 261V260H126ZM130 261V260H129ZM129 261L128 262H126V263H129ZM251 261V260H250ZM12 262H11V264H12ZM15 262H17V263H15ZM61 262V263H60ZM82 262V263H81ZM91 262V263H90ZM98 262V263H97ZM123 262V263H124ZM163 262V263H162ZM130 263H131V261H130ZM178 263V264H179Z\"/></svg>",
  "mask_w": 264,
  "mask_h": 264
},
{
  "label": "bare ground",
  "instance_id": "2",
  "mask_svg": "<svg viewBox=\"0 0 264 264\" xmlns=\"http://www.w3.org/2000/svg\"><path fill=\"white\" fill-rule=\"evenodd\" d=\"M65 2H67L66 0H64ZM141 1V0H140ZM144 1V0H143ZM157 1V0H156ZM166 1L167 0H165V3H166ZM181 2L183 1V0H180ZM184 1H187V0H184ZM206 1V0H205ZM211 1V0H210ZM246 0H244V2H245ZM255 1H257V2H255V3H259L260 5V9H263V11H262V13L260 12V11H258V12H260L261 14L256 18L257 20L255 21L256 22V24H254V26L251 28L250 27V32L252 33V37L251 38H254L253 40H255V42H254V44L256 43V45H257V58H256V62H255V64H254V68H251V70H254V71H251L252 73L254 72V85H253V88H254V90H253V88H252V90L251 91H253V93H255L254 91L256 90L257 91V93L258 92H261V93H263L264 94V0H255ZM58 4H56V3H53L52 2V4H51V2L49 1V0H0V44H2V45H6V46H9V45H12V46H15V45H17V44H15L17 41H21V42H24L25 41V32H24V30H25V28H26V30H27V32L26 33H28V34H31L32 32H33V30H30L29 28H28V26H29V24H30V27H32V28H35L36 29V27L34 26V23L32 22V20H34V21H37V22H41L42 24H43V26L45 25V28H51V26H53V25H55V26H57V27H55V30H54V32L58 29L59 30V28L60 27H58V24H59V22H62V21H64V17L65 16H67L68 15V13H69V11L70 10H73L72 8L69 10V11H67V13H65L64 14V17H63V14L61 13H59V15L60 16H57L58 14V12H62L63 11V9H65V8H63V7H66L65 5H61L62 7H60V5H59V1L57 0L56 1ZM69 3H71L72 2V0H71V2H70V0L68 1ZM74 2V1H73ZM72 2V3H73ZM76 2V1H75ZM127 0H81V2H80V4H77V5H80L79 7L80 8H83V9H81V10H83L80 14L79 13H77V15H80V17L78 16V18H77V16L74 14L73 15V17L74 16H76V17H74V18H76V19H78V21H76V19H75V21L78 23V22H80L79 24H80V26H81V28H83V29H81L79 26V28H80V30L82 31H85V33L87 32V33H89V35H90V37H89V39H90V41H91V43H90V45H88L89 47V51H91V53H93L94 54V56H97V58L99 57V58H101V60H103V61H105L104 63H107L108 64V66H112V71L115 73V75L117 76V79L119 80V81H121V82H123L124 84H127V85H129V86H133L132 87V89L133 88H136L137 90L138 89H142V90H139V91H144V90H146V91H153L152 89H154V86H155V89L154 90H156V91H154V92H157L158 94L160 93V94H164L165 95V93H169V92H171V89H176V91H177V89L179 88V89H186V87L188 88V87H193L195 84H198L197 82H195V81H198V80H200L201 78H204L205 80H206V86H208L209 85V87H210V90H211V99L213 98V99H215L216 97L218 98L219 97V95H221L220 94V91H219V88H220V84H221V82L219 81V79H218V75L216 74V72H214V70H213V67L210 65V63L209 62H207L206 60V62L204 61V59H203V56H205V55H203L204 54V52L202 53V52H200V51H198V46H197V43H196V45L193 43V42H191V43H193L194 45L193 46H189V45H186V43L184 44V43H176V44H174L173 42H175V41H173L172 43H170L169 41H171V40H168V39H166V37L164 36V37H162L161 35H159L162 31V29H160L159 28V26H156V27H154L153 25H150V24H148L147 25V23H146V25L145 26H143L142 25V23H141V21H143V19H146V17L145 18H143L140 22H139V20L138 19H135V20H138L137 22L133 19V18H137L136 16H137V14H136V16L135 15H130V9L128 10V8H127ZM147 2H148V0H147ZM189 2V1H188ZM196 2V1H195ZM199 2V1H198ZM201 2V1H200ZM213 2H215L214 0H213ZM212 1L210 2V3H213ZM237 2H240V1H238L237 0ZM251 1H248L247 2V4L248 3H250ZM252 2H254L253 0H252ZM132 3V2H131ZM143 3V2H142ZM145 3V2H144ZM150 3V2H149ZM161 3V2H160ZM176 3L178 4V2H177V0H176ZM207 3V2H206ZM222 1H219L218 2V5H217V8L219 9V7H221L222 6ZM51 4V5H50ZM53 4H56V5H59V7L58 8H56V9H61V8H63L62 10H60V11H56V10H53ZM62 4H65V3H62ZM73 4H75V3H73ZM151 4V3H150ZM155 4V3H154ZM172 4V3H171ZM188 4V3H187ZM251 4V3H250ZM49 5H50V7L51 8H49ZM137 5V4H136ZM143 5V4H142ZM163 5V4H162ZM166 5V4H165ZM174 5V4H173ZM179 5V4H178ZM189 5V4H188ZM187 5V6H188ZM199 5H202V4H199ZM204 5V4H203ZM206 5V4H205ZM235 5H237V3L235 4ZM70 6V5H69ZM71 6H73V5H71ZM130 6V5H129ZM141 6V5H140ZM156 6H157V4H156ZM159 6V5H158ZM183 6V5H182ZM187 6L185 7H182V8H186L187 9ZM191 6V5H190ZM208 6H211L209 3H208ZM75 7V6H74ZM131 7V6H130ZM129 7V8H130ZM133 7V6H132ZM149 7V6H148ZM162 7V6H161ZM160 6H159V8H161ZM164 7V6H163ZM163 7H162V9H163ZM200 7H202V6H200ZM212 7V6H211ZM234 7V6H233ZM236 7V6H235ZM152 8H153V5H152ZM157 8V7H156ZM166 8V7H165ZM175 8V7H174ZM190 8H192V7H189V9ZM203 8V7H202ZM237 8H238V6H237ZM250 8V7H249ZM125 9H126V11H125ZM140 9V8H139ZM143 9H144V7H143ZM148 9V8H147ZM161 9V10H162ZM173 9V8H172ZM188 9V10H189ZM192 9H194V7L192 8ZM198 9H200V8H198ZM205 8H203L202 10H204ZM212 8H208V9H205V11L206 10H211ZM217 9V10H218ZM226 9V8H225ZM224 9V10H225ZM68 10V9H67ZM131 10H133V9H131ZM145 10V9H144ZM150 10V9H149ZM148 10V11H149ZM174 10H176V9H174ZM213 10H215L214 8H213ZM212 10V11H213ZM222 9H220V10H218V12L219 11H221ZM124 11L126 12V13H124ZM156 11V10H155ZM164 11H165V9H164ZM163 11V12H164ZM178 11V10H177ZM181 11V10H180ZM200 11V10H199ZM63 12H65V11H63ZM76 12V11H75ZM121 12H122V15H121ZM132 13H133V11H131ZM139 12V11H138ZM151 12V11H150ZM170 12V11H169ZM188 12V11H187ZM191 13H192V10L190 11ZM196 12H198L197 11V9H196ZM200 12H202V11H200ZM210 12V11H209ZM216 12V11H215ZM223 12V11H222ZM253 12V11H252ZM135 13V12H134ZM142 13V12H141ZM156 13V12H155ZM158 13V12H157ZM156 13V14H157ZM161 13V12H160ZM160 13L158 14V16H160ZM164 13H166V12H164ZM164 13H163V15H164ZM172 13V12H171ZM180 13V12H179ZM191 13H189L188 14V17H190V19H191V16H189ZM205 13V12H204ZM207 13V12H206ZM224 13V12H223ZM222 13V14H223ZM230 13V12H229ZM250 13V12H249ZM255 13V12H254ZM57 14V15H56ZM71 14H73V13H71ZM92 14H94L92 17H90ZM119 14L121 15V16H124V17H127V18H131L132 17V19H123V20H120L118 17H119ZM150 14V13H149ZM155 14V15H156ZM170 14V13H169ZM174 14V13H173ZM194 14V13H193ZM199 14V13H198ZM203 14V13H202ZM213 15H214V13H212ZM211 14V15H212ZM219 14V13H218ZM217 14V16H219ZM231 14V13H230ZM25 15H27V16H25ZM140 15V14H139ZM162 15V16H163ZM176 16H178L177 14H175ZM174 15V16H175ZM183 15H187V14H183ZM255 15V14H254ZM20 16H21V18H20ZM50 16V17H49ZM175 16V17H176ZM222 16V15H221ZM235 16V15H234ZM23 17V18H22ZM48 17H49V19H48ZM56 17V18H55ZM142 17V16H141ZM140 16L138 17V18H141ZM167 17V19H168V16H166ZM170 17V16H169ZM181 17V16H180ZM187 17V18H188ZM208 17V16H207ZM210 17H212V18H215V15L214 16H210ZM220 17V16H219ZM70 18V17H69ZM123 18V17H122ZM153 17H151V19H152ZM164 18V17H163ZM196 18H200V17H198V15H197V17ZM196 18H192L193 20H194V22H192V24L193 23H196L195 21H196ZM209 18V17H208ZM230 18H232V17H230ZM52 19H53V21L54 22H52ZM150 19V18H149ZM155 19H156V17H155ZM162 19V18H161ZM170 19V18H169ZM173 19V18H172ZM180 19H182V17L180 18ZM189 19V18H188ZM221 19H222V17H221ZM233 19V18H232ZM238 19V18H237ZM24 20V21H23ZM61 20V21H60ZM74 20V19H73ZM164 20H166V19H164ZM171 20V19H170ZM177 20V19H176ZM175 20V18H174V20L173 21H176ZM179 20V19H178ZM197 20H199V19H197ZM203 20H204V18H203ZM203 20L202 19H200V21L202 22V24H201V22H199L200 24H199V27L202 25V27H204L203 25L205 24V23H207L208 21H204L203 22ZM214 20V19H213ZM216 20V19H215ZM218 20V19H217ZM255 20V19H254ZM21 21H23V22H21ZM72 21V20H71ZM70 20H69V22H71ZM74 21V22H75ZM113 21V22H112ZM159 21V20H158ZM157 21V22H158ZM163 21V20H162ZM172 21V20H171ZM182 21V20H181ZM190 21V20H189ZM226 21V20H225ZM230 21H231V19H230ZM232 21H234V20H232ZM36 22V23H37ZM144 22V21H143ZM148 22V21H147ZM154 22H155V20H154ZM180 22V21H179ZM184 21H182V23H183ZM188 21H185L184 23H187ZM210 22H212V20L210 19ZM217 22V21H216ZM237 22V21H236ZM31 23H33V25L31 24ZM35 23V24H36ZM38 23V24H39ZM53 23H55V24H53ZM66 23H67V20H66ZM72 23V22H71ZM140 23H141V25H142V27H139L140 26ZM159 23L160 22H158V25H159ZM166 23V22H165ZM177 23V22H176ZM22 24H25L24 26L22 25ZM42 24H41V28L43 27L42 26ZM63 24H65V23H63ZM156 24V23H155ZM167 24V23H166ZM196 24H198V21H197V23ZM212 24H213V22H212ZM216 24V23H215ZM32 25V26H31ZM37 25V24H36ZM68 25L70 26V24H67L66 26L68 27ZM76 25V24H75ZM78 25V24H77ZM168 25V24H167ZM174 26H175V22H174V24H173ZM189 25H191V23H189L188 24V27H186V29L188 28L189 29ZM60 26H63V25H60ZM65 26V27H66ZM171 26V25H170ZM194 26V25H193ZM193 26H191V27H193ZM214 26V25H213ZM228 26V25H227ZM145 27H147V28H145ZM161 27V26H160ZM163 27V26H162ZM175 27H178V29H179V27L180 26H175ZM182 27H183V25H182ZM206 28H207V26H205ZM210 27V25L208 26V28ZM194 28V27H193ZM196 28H198V27H196ZM205 28V29H206ZM207 28V29H208ZM229 28V27H228ZM29 29V30H28ZM35 29H34V31H35ZM43 29V28H42ZM61 30H63L62 28H60ZM174 29V28H173ZM182 29V28H181ZM180 29V32L179 33H183L182 32V30L184 31V29H182L181 30ZM212 29H213V27H212ZM232 29V28H231ZM45 30V29H44ZM190 30V29H189ZM188 30V31H189ZM191 30H194L195 32H197L195 29H191ZM190 30V31H191ZM209 30V29H208ZM207 30V31H208ZM236 30V29H235ZM32 31V32H31ZM39 31V30H38ZM67 31V30H66ZM164 31V30H163ZM168 31V30H167ZM174 31V30H173ZM179 31V30H178ZM187 31V30H186ZM210 31H211V27H210ZM212 31H214V30H212ZM247 31H249V30H247ZM78 32V31H77ZM168 32H170V31H168ZM205 32V31H204ZM221 32V31H220ZM245 32V31H244ZM35 33H38V32H35ZM58 33H61V32H59L58 31ZM68 33V32H67ZM66 33V34H67ZM163 33V32H162ZM161 33V34H162ZM178 33V34H179ZM191 33H192V31H191ZM190 33V34H191ZM200 33V32H199ZM213 33V32H212ZM211 33V34H212ZM222 33V32H221ZM28 34L26 35V36H28ZM53 34V33H52ZM63 34H65V31H64V33ZM63 34H59V35H61V36H63L64 37V35ZM69 34V33H68ZM164 34V33H163ZM169 34V33H168ZM176 34V33H175ZM185 34V33H184ZM184 34H181L182 35V37H183V35ZM186 34L187 35H189L187 32H186ZM245 35L247 34V33H244ZM55 35V34H54ZM173 35H174V33H173ZM186 35V36H187ZM193 34H191V36H192ZM201 35V34H200ZM58 36V35H57ZM80 36V35H79ZM183 37L184 39L185 38H187L186 39V41H189V40H191V39H189L188 37ZM195 36V35H194ZM233 36V35H232ZM247 36V35H246ZM250 36V35H249ZM30 37V36H29ZM173 37V36H172ZM193 37V36H192ZM47 38V37H46ZM57 38V37H56ZM69 39H70V37H68ZM169 38V37H168ZM171 38V37H170ZM169 38V39H170ZM174 38V37H173ZM173 38H171V39H173ZM181 38V37H180ZM183 38L181 39V40H183ZM208 38V37H207ZM210 38V37H209ZM27 39H29V38H27ZM58 39H61V38H58ZM176 39V38H175ZM178 39H179V37H178ZM31 40V39H30ZM32 40H34L33 39V37H32ZM194 40V39H193ZM193 40H191V41H193ZM60 41H62V40H60ZM70 41V40H69ZM178 41H180V40H178ZM197 41V40H196ZM26 42V41H25ZM31 42V41H30ZM67 43H68V41H66ZM71 42V41H70ZM251 42V41H250ZM13 43H14V45H13ZM18 43V42H17ZM29 43V42H28ZM55 43V42H54ZM63 43V42H62ZM76 43V42H75ZM189 44H191L190 42H188ZM30 44V43H29ZM59 44V43H58ZM57 44V45H58ZM69 44L70 43H68V46L66 45V47H69ZM212 44V43H211ZM242 44V43H241ZM2 45H0V150L1 151H3L4 153H5V155H9L8 157H9V159H7L6 160V158H4L5 156H3V154H1V156H0V264H11V262L13 261V257H15V255L16 254H18V253H16L17 252V245L19 244V243H21L22 241L24 242L26 239V236L24 235V237L25 238H21V239H19L20 240V242L18 243V241L19 240H17V238L19 237V236H17L18 235V232L20 231V230H22L24 227L26 228V227H30V226H32V224H35V226H37L38 225V223H41V222H44V221H47V220H49L48 218L49 217H52L53 215H51L52 214V211H51V213H50V211H49V214L51 215H49L48 213L47 214H43V213H45V210H46V208H50V206L51 205H55L56 204V202L58 201V200H54V198H56L57 199V197H55V195H56V189H60V188H62V186L61 185H59V187H58V183H56V180L57 179H55L54 180V177L53 176H55L54 174H53V171H55L57 168H58V166H57V168L56 169H54V167L53 166H50V165H44V168H39V169H37L38 167H41L40 165H38V166H35V168L37 169V171L40 173H44L42 176H41V173H40V175H38V176H40V177H42L41 179H40V177L38 178L39 179V181H32V179L34 178L35 179V177H36V175L38 174H36L35 173V171L34 172H28V173H30L29 175H31V173H35V174H33L35 177H33V175H31L32 177L31 178H29L28 176L29 175H27L26 174V172H25V170H24V167L23 166H20L21 165V163L19 162V160L21 159H19V157H20V155L18 154V152L20 153V151L19 150H21L20 148H21V146L23 145V143L21 144L20 142L21 141H23L22 140V136L23 135H20L21 133V128H22V126H21V128L19 129V132H14V130H13V132H11L12 130H11V128H10V125H9V122H7V119H5V115L7 116V114H6V112H7V106H8V102L6 103V101L7 100H10V98L12 97H14V96H16V97H18L19 95H23V93H25V92H27L29 89L31 90H29V92H31L30 94L31 95H33L32 97H34V95H35V92H37L36 94H39L38 92H41L40 94H39V97H40V99L42 100V104L47 108V109H50V108H52L53 110H54V108H60V107H57V105L55 104L54 105V100H52V99H54L55 97H53L52 95H54V93H52L51 94V92L50 91H52L51 90V88H52V86L51 85H49V81H50V79L51 78H49L48 76H50V75H53V74H48V76H44V75H42L41 74V72L39 73V71H40V69L38 68V66H36V64H34V63H36V62H34V63H32V62H30V67H28L29 69L26 71V72H22L21 74H13V72L15 71H13V69H18L19 67V65H23V66H25V67H27V66H29V63H26V62H24V61H22L23 63L21 64V61H19V58H17V55H15L14 54V52H11V51H8L7 49H4L3 47L4 46H2ZM18 45H20V44H18ZM17 45V46H18ZM22 45H23V43H22ZM27 46H28V44H26ZM32 45V44H31ZM65 45V44H64ZM64 45H62V49H63V46ZM72 45H73V41H72ZM76 44H74V46H75ZM208 45H209V43H208ZM24 46V45H23ZM26 46V47H27ZM26 47H24V49H26ZM32 47V46H31ZM60 47V46H59ZM66 47H65V49H66ZM71 47V46H70ZM210 47H212V46H210ZM239 47V46H238ZM72 48V47H71ZM18 49V48H17ZM16 49V50H17ZM22 49V48H21ZM23 49V50H24ZM51 49V48H50ZM64 50V49H63ZM224 50H225V48H224ZM15 51V50H14ZM19 51H20V49H19ZM72 51V50H71ZM70 51V52H71ZM206 51V50H205ZM28 52V51H27ZM31 53H33L32 51H30ZM41 52V51H40ZM75 52H77V50L75 51ZM35 53V52H34ZM66 53V52H65ZM68 53V52H67ZM74 53V52H73ZM89 53V52H88ZM90 53V54H91ZM211 53H214V52H211ZM248 53V52H247ZM256 53V52H255ZM21 54V53H20ZM20 54H18V55H20ZM28 54H30V53H27V55ZM39 54V53H38ZM60 54V53H59ZM70 54V53H69ZM69 54H67L68 56H69ZM93 54H91V55H93ZM244 54V53H243ZM22 55H23V53H22ZM26 55V56H27ZM71 56L73 55V54H70ZM210 55V54H209ZM215 56H216V54H214ZM213 55V56H214ZM245 55V54H244ZM51 56V55H50ZM61 56L63 57V56H65V55H62L61 54ZM75 56H76V54H75ZM208 56V55H207ZM19 57V56H18ZM21 57V56H20ZM28 57H30V56H28ZM249 57H251L252 58V56H249ZM248 57V58H249ZM256 57V56H255ZM23 58V57H22ZM88 58V57H87ZM24 59H26V57L24 56ZM31 60L33 59V58H30ZM69 59H70V57H69ZM207 59V58H206ZM216 59H217V57H216ZM215 59V60H216ZM243 59H244V57H243ZM252 59H254V58H252ZM23 60V59H22ZM29 60V59H28ZM210 60V59H209ZM214 60V61H215ZM246 60V59H245ZM33 61V60H32ZM34 61H37V60H35L34 59ZM241 61H243V60H241ZM253 61V60H252ZM68 62H69V60H68ZM67 62V63H68ZM72 62V61H71ZM250 62V61H249ZM248 62V63H249ZM32 63V64H31ZM39 63V62H38ZM37 63V64H38ZM70 63V62H69ZM241 63V62H240ZM244 63V62H243ZM254 63V62H253ZM19 64V65H18ZM28 64V65H27ZM41 63H39V65H40ZM238 64V63H237ZM17 65V66H16ZM17 67V68H13V67ZM42 65H40V67H41ZM49 66V65H48ZM44 67V66H43ZM105 67H107V66H105ZM241 67V66H240ZM244 67V66H243ZM250 67V66H249ZM13 68V69H12ZM96 68V67H95ZM216 68V67H215ZM214 68V69H215ZM242 68V67H241ZM245 68H246V66H245ZM11 69H12V74H11ZM44 69V68H43ZM42 69V70H43ZM47 69V68H46ZM99 69H101V66L100 67H98V69L97 70H99ZM107 69V68H106ZM105 69V70H106ZM24 70V68L22 67V69L20 70V71H23ZM96 69H95V71L94 72H96L97 71ZM102 70H103V67H102ZM110 70V69H109ZM240 70V69H239ZM25 71V70H24ZM60 71V70H59ZM111 71V72H112ZM235 71H237V68L235 69ZM241 71V70H240ZM19 72V71H18ZM44 72V71H43ZM48 72H49V70H48ZM47 72V73H48ZM54 72V71H53ZM103 72V71H102ZM101 72V73H102ZM107 72V71H106ZM110 72V73H111ZM50 73V72H49ZM55 73V72H54ZM96 73H98V72H96ZM245 73H247V72H245ZM11 74V75H10ZM39 74H40V76H39ZM95 74V73H94ZM100 74V73H99ZM104 74V73H103ZM102 74V75H103ZM241 74V73H240ZM249 74H251L250 72H249ZM44 76V77H48V82H44L43 80V78H42V76ZM79 76V74H76V76ZM101 75V76H102ZM110 75V74H109ZM237 75H239V74H237ZM59 76V75H58ZM61 76V75H60ZM81 76V75H80ZM111 76V75H110ZM54 77V76H53ZM57 77V76H56ZM252 77V76H251ZM40 78H41V81L42 82H44V83H48V86H50V89L48 90L47 88H48V86L47 85H45V86H47L46 87V89H47V91L45 90V86L43 87L44 88V90H42V91H37L40 87L39 86H37V85H39V82L40 83H42L41 81H40ZM73 78V77H72ZM71 78V79H72ZM82 78V77H81ZM64 78H62V80H63ZM86 78H84L83 80H85ZM198 79V80H197ZM252 79V78H251ZM54 81L56 80V79H53ZM64 80H67V78H65ZM54 81H50V82H52V83H54ZM57 81V80H56ZM55 81V82H56ZM58 81L60 82L61 80H59L58 79ZM57 81V82H58ZM71 81V80H70ZM80 81H82V79H80V80H78V82H80ZM87 82H89L88 80H86ZM85 81V82H86ZM201 81V80H200ZM204 81V80H203ZM57 82H56V84H57ZM77 82V81H76ZM194 82H195V84H194ZM219 82H220V84H219ZM51 83V84H52ZM63 83V82H62ZM70 83V82H69ZM84 83V81H82V83L81 84H83ZM202 83V82H201ZM55 84V83H54ZM54 84H52V85H54ZM68 84V82H66V83H63V84H61V85H67ZM78 84V83H77ZM80 83H79V85H81ZM194 84V85H193ZM237 84V83H236ZM32 85V87L33 86H35V87H38V88H36V90H35V88L33 89L32 87L31 88H28L29 86H31ZM58 85V84H57ZM60 85V83H59V85L58 86H61ZM248 85V84H247ZM54 87V86H53ZM63 87V86H62ZM77 87V86H76ZM86 87V86H85ZM90 87V86H89ZM93 86H91L90 88V90H89V88H88V86H87V88H88V90L86 89V91L88 92H91L92 93V90L94 89V88H92ZM95 87V86H94ZM153 87V88H152ZM158 89H157V88ZM196 87H197V85H196ZM203 87H205V86H201L200 85V93L202 92L201 91V89H203ZM224 87V86H223ZM252 87V86H251ZM69 88V87H68ZM73 87H71L70 86V89H72ZM78 88V87H77ZM77 88H74V90H77ZM81 88V87H80ZM80 88H79V90H80ZM96 88H99V87H96ZM95 88V89H96ZM102 88V87H101ZM116 90L118 89H120V88H117V87H114ZM231 88V87H230ZM239 88V87H238ZM242 88V87H241ZM69 89V90H70ZM85 89V88H84ZM94 89V90H95ZM104 89V88H103ZM105 89H106V87H105ZM108 89H110V88H108ZM112 89V88H111ZM129 89V88H128ZM130 89H131V87H130ZM185 89H184V91H185ZM35 92H34V91ZM73 90V91H74ZM83 90V89H82ZM97 90V89H96ZM102 90V89H101ZM115 90V91H116ZM188 90V89H187ZM186 90V91H187ZM190 90H192V89H189V91ZM198 90V89H197ZM205 90V89H204ZM242 90V89H241ZM32 91H33V93H32ZM105 91H107V90H102V92L103 93H105ZM113 90H111V92H112ZM124 91H128L127 92V94H125L123 97H122V95L124 94V93H126V92H124ZM134 91H136V90H134ZM134 91H129V90H127V89H121V90H119V92L118 91H116V93L118 92V93H120L121 92V94H122V92H123V94L121 95H116L117 97H118V99H117V97H115V95H114V97H112V101H111V105L112 104H114L115 102L114 101H116L117 102V104H118V102L120 103V104H118V105H115L116 106V108L119 110V113H123V115H121L120 117L121 118H123L122 116H124V119L126 118L125 116H127V118L125 119V121L126 120H128V122H129V124H130V129H132V130H128V131H130V133H131V131H133V133H135L136 134V136H138V138L141 140L142 139V137H145V136H147L148 138H146V141L148 140V142L149 141H151V140H153V142H151V143H156V144H158V142L156 141H154L155 139L157 140L158 138L160 139V137H159V135H160V133L162 134V133H164V131L165 130H167L168 129V127H167V129H166V126H169L168 124H172V127H175L176 129H179L180 128V131L184 134V135H186L188 138V140L190 141V143L191 144H194V145H196L195 147H197V150H196V155H194V156H196L197 158L194 160V161H196L197 163H198V165L193 161V163H195L196 164V166L198 167H196L195 169V171H189L188 170V166H189V164H190V162H192V157L190 158V160H188L189 161V163H187L188 165H185V166H187V168H185V170H187L188 172H189V174L191 173V176H192V178L190 177L189 178V174L188 175H185V178L184 179H186V176H188L187 177V179L189 178V180H187V183H189V184H187V183H185V185L187 184L189 187H187L186 188V190H183V191H185L186 193L184 194V195H182V197H181V199H182V201H181V204H182V206L184 207V209L186 210V212L184 213L182 210H179L178 208V210L180 211V213H179V215L181 214V217H183V219H186L185 221H184V223L186 224V227L185 226H183V222H179V220H177L178 221V223H181L182 224V227H184V229L181 231V232H179V230H178V232L179 233H182L183 235H184V237L189 241L190 239L189 238H192V237H190V236H192V234H193V232H192V230H191V228L193 229V227H194V225H195V223L196 224H198V223H201V224H204L205 223V219H206V217H207V213H206V215H205V212L206 211H204V210H206V209H203V208H206V207H203V205L201 204L202 202L201 201H199L198 202V198H197V196L198 195H203L204 193H206L205 192V190H206V188H207V185H208V181H209V178L210 177H213V175L212 176H210L211 175V173L213 172V173H215V172H217V171H220V168L221 169H223L222 167H223V165H222V167H219L218 166V164H217V168H219L218 170H216L215 172L213 171V170H215V168H212V166H211V164L209 165L208 164V162H210V159L211 158H216V157H211V158H209V155H210V153L212 154H216V155H221L222 157H224V158H227L228 157V155H229V153H231V151H229V149L231 150V149H233L232 147L234 146H232L231 147V145H232V143L233 142H231L232 141V135H234L235 137H236V135H238V134H236V132H238V131H240V133H243V132H247L244 128H240V127H238V125L237 126H233V125H231V124H229L227 121H224V120H222V119H220L219 117H217V115H212V116H210L207 112H205V113H207L208 115H199V117H197V116H195L194 115V117H197V119H194V118H191V119H189L188 121H186L185 122V119L184 118H181L180 116H179V114H177L175 111H172V109L170 110L169 108L170 107H168L167 105H166V102L164 103V102H162V101H159V99H152V98H150V97H148V96H144L142 93H145V92H140V94H138V93H134ZM238 91V90H237ZM243 91V90H242ZM58 92V91H57ZM81 92V91H80ZM102 92H99V93H102ZM188 92V91H187ZM193 92V91H192ZM204 92H206V90L204 91ZM207 92H208V89H207ZM206 92V93H207ZM76 93H77V91H76ZM81 93H84V91L83 92H81ZM80 93V94H81ZM95 93H97V92H95ZM98 93V94H99ZM102 93V94H103ZM107 93V92H106ZM105 93V94H106ZM113 93H115L114 91H113ZM183 93V92H182ZM206 93H204V94H206ZM78 94V93H77ZM76 94V95H77ZM79 94V95H80ZM85 94H87V93H85ZM90 94V93H89ZM104 94V95H105ZM202 94H203V92H202ZM222 94H223V92H222ZM259 94V96H260V98H261V94L260 93H258ZM25 96H26V94H24ZM31 95H30V97H29V94H28V97H26V98H24V99H32L31 98ZM51 95V96H50ZM57 95V94H56ZM82 95V94H81ZM92 95V94H91ZM93 95H95V94H93ZM92 95V97H94ZM193 95H195V93L193 94ZM37 96V95H36ZM60 96V95H59ZM83 96V95H82ZM86 96V95H85ZM84 96V97H85ZM96 97H99V96H97V95H95ZM108 96H110V95H108ZM113 96V95H112ZM166 96V95H165ZM180 96V95H179ZM196 96H198V94L196 95ZM205 96V95H204ZM15 97V98H16ZM51 97H53L52 99H51ZM73 98H74V96H72ZM87 97V96H86ZM85 97V98H86ZM206 97V96H205ZM223 97V96H222ZM264 97V96H263ZM14 98V99H15ZM19 98V97H18ZM17 98V99H18ZM38 98V97H37ZM78 98V97H77ZM84 98V99H85ZM88 98V97H87ZM86 98V99H87ZM95 98V97H94ZM102 98V97H101ZM104 98V97H103ZM108 98H110V97H108ZM194 98V97H193ZM200 98V97H199ZM260 98H259V100H260ZM17 99H15L14 100V102L17 100ZM21 99H22V97H21ZM24 99H22L23 100V102H24ZM34 99V101L35 100H38V99H35V97L33 98ZM32 99V100H33ZM39 99V100H40ZM83 99V98H82ZM83 99V100H84ZM92 99V98H91ZM105 99H106V97H105ZM104 99V100H105ZM162 99V98H161ZM206 99V98H205ZM220 99V98H219ZM258 99V98H257ZM57 100V99H56ZM75 100H78V99H75ZM101 100V99H100ZM207 100V99H206ZM222 100H224V99H222ZM255 100H256V98H255ZM254 100V101H255ZM259 100L256 102V103H259ZM18 101H21V100H19L18 99ZM27 101V100H26ZM34 101H29V102H34ZM54 101V102H53ZM60 101V100H59ZM74 101V100H73ZM226 101V100H225ZM9 102H11V101H9ZM28 102V101H27ZM39 102V101H38ZM37 102V103H38ZM63 102V101H62ZM97 102H98V100H97ZM104 102V101H103ZM109 100L106 102L105 101V103H108L107 105H109ZM204 102H206V101H204ZM217 102V101H216ZM221 102H223V101H219V103H221ZM261 102V101H260ZM13 103V102H12ZM26 103V102H25ZM35 104H36V102H34ZM33 103V104H34ZM60 103V102H59ZM64 103V102H63ZM96 103V102H95ZM98 103H100V102H98ZM19 103H17V105H18ZM30 104V103H29ZM58 104V103H57ZM90 104V103H89ZM93 104V103H92ZM91 104V106H96V105H92ZM101 104V103H100ZM203 104V103H202ZM207 104V103H206ZM210 103H208L207 105L208 106H212V104L211 105H209ZM216 104V103H215ZM228 104V103H227ZM259 104H261V105H263L264 104V100H263V103L261 102V103H259ZM20 105H22V102L18 105V106H20ZM26 105V104H25ZM59 105V104H58ZM82 105H83V102H82ZM86 105H87V102H86ZM85 105V106H86ZM105 105V104H104ZM169 105V104H168ZM220 105V104H219ZM221 105H222V103H221ZM257 105V107H259L260 105H258V104H256ZM56 106V107H55ZM61 106V105H60ZM67 105L65 104V107H66ZM70 106V105H69ZM78 106V105H77ZM101 106H103V104H101ZM114 106V107H115ZM216 106V105H215ZM218 106V105H217ZM236 106V105H235ZM234 106V107H235ZM264 106V105H263ZM11 107V106H10ZM32 107V106H31ZM68 107V106H67ZM67 107H66V109H67ZM75 107V106H74ZM98 107V106H97ZM262 107V106H261ZM12 108V107H11ZM22 108V107H21ZM79 108H81V107H79ZM79 108H78V110H79ZM91 108V107H90ZM109 107L107 106V110H109L108 109ZM112 108V107H111ZM111 108H110V110H111ZM116 108H115V110H116ZM214 108V110H216L215 112H220V108L219 107H213ZM232 108V107H231ZM28 109V108H27ZM40 109V108H39ZM68 109H70V107H68ZM67 109V110H68ZM72 109H74V108H72ZM84 109V108H83ZM93 109V108H92ZM94 109H96V108H94ZM101 109V108H100ZM237 109V108H236ZM258 109H260V108H258ZM15 110V109H14ZM98 110V109H97ZM96 110V111H97ZM104 110V109H103ZM106 110V109H105ZM10 111V110H9ZM19 111V110H18ZM18 111H16V112H18ZM48 111V110H47ZM57 111V110H56ZM71 111V110H70ZM70 111H69V113H70ZM81 111V110H80ZM87 111V110H86ZM99 111H101V110H99ZM112 111H114V109H112L110 112H112ZM117 111V110H116ZM115 111V112H116ZM197 111V110H196ZM226 111H230V110H226ZM13 112V111H12ZM58 112V111H57ZM66 112V111H65ZM73 111H71V113H72ZM83 112H84V110H83ZM191 112H193V111H191ZM214 112V113H215ZM225 112V111H224ZM246 112V111H245ZM9 113V112H8ZM18 113H20V112H18ZM27 113V112H26ZM36 113V112H35ZM54 113V112H53ZM62 113H64V112H62ZM67 113V112H66ZM66 113H64V115H66ZM74 113H76V111H74ZM85 113V112H84ZM91 113V112H90ZM104 113V112H103ZM106 113V112H105ZM108 113V112H107ZM197 113H200V112H197ZM238 113H240V111L238 112ZM261 113V112H260ZM12 114H14V115H10L11 117L10 118H13L12 116H14V117H16V119L18 118V115L17 116H15V114L16 113H12ZM37 114V113H36ZM73 114V113H72ZM72 114L71 115H69L70 117L72 116ZM87 114V113H86ZM99 114V113H98ZM101 114V113H100ZM20 115V114H19ZM40 115V114H39ZM52 115V114H51ZM55 115H56V113H55ZM78 115V114H77ZM80 115H81V113H80ZM79 115V116H80ZM102 115V114H101ZM106 116H107V114H105ZM110 115V114H109ZM116 116H114V117H118L119 118V115H117V114H115ZM231 115V114H230ZM240 115V114H239ZM25 116V115H24ZM33 116V115H32ZM47 116V115H46ZM57 116V115H56ZM82 117H84L83 116V114L81 115ZM80 116V117H81ZM87 116H89V115H87ZM93 116V115H92ZM228 116V115H227ZM8 117V116H7ZM68 117V116H67ZM102 117V116H101ZM170 117H174V119L175 120H171L170 119ZM231 117V116H230ZM245 117V116H244ZM244 117H242V118H240V119H244ZM246 117H247V119L248 118H250L249 117V115H246ZM9 118V117H8ZM22 118L23 117H21V120H22ZM34 118V117H33ZM39 118H40V116H39ZM43 118V117H42ZM45 118V117H44ZM73 118V117H72ZM75 118V117H74ZM79 118V117H78ZM93 118V117H92ZM102 118H104V117H102ZM117 118V119H118ZM121 118H119V119H121ZM221 118H223V117H221ZM236 118V117H235ZM14 119V118H13ZM61 119V118H60ZM94 119V118H93ZM237 119V118H236ZM36 120H37V117H36ZM36 120H34V122L36 121ZM43 120V119H42ZM41 120V121H42ZM45 120V119H44ZM102 120V119H101ZM100 120V121H101ZM105 120V119H104ZM103 120V121H104ZM107 120V119H106ZM113 120V119H112ZM114 120H116L115 118H114ZM113 120V121H114ZM122 120V119H121ZM30 121H31V119H30ZM64 121V120H63ZM91 121V120H90ZM108 121H110V120H108ZM120 121V120H119ZM119 121L117 120L116 122H118L119 123ZM124 121V122H125ZM232 121H237V120H232ZM249 121H251V119L249 120ZM20 122V121H19ZM39 122L40 121H38V124H39ZM46 122V121H45ZM78 122V121H77ZM112 122V121H111ZM124 122H123V125H124V127H125V124H124ZM127 122V121H126ZM167 122H168V124H167ZM240 121H238V123H239ZM243 122V121H242ZM95 123H97V122H95ZM99 123V122H98ZM101 123V122H100ZM118 123H116V124H118ZM122 123V122H121ZM231 123V122H230ZM236 123V122H235ZM241 123V122H240ZM252 123H255V122H252ZM12 124H15V123H13L12 122ZM19 124H21V123H19ZM52 124V123H51ZM84 124V123H83ZM88 124H90V123H87L86 122V126L88 125ZM92 124V123H91ZM115 123L113 124V125H116ZM129 124H127L126 123V127L127 128H129L128 126H129ZM16 125V124H15ZM40 125H45V123L43 122L42 124L40 123ZM82 125V124H81ZM105 125V124H104ZM107 125V126H106ZM106 125H105V127H104V129L105 128H107L108 127V130L110 129L109 128V126H110V124H107L106 123ZM109 125V126H108ZM112 125V126H113ZM119 125V124H118ZM34 126V125H33ZM41 126V127H42ZM56 126V125H55ZM85 126V127H86ZM230 126L232 127L233 126V129H234V127H237L238 128V131L237 130H235V131H233V132H231L232 133V135H231V133L229 132L230 130H228V128H230ZM256 126V125H255ZM12 127V126H11ZM41 127H38V128H36V129H41ZM57 127V126H56ZM82 127H83V125H82ZM90 127V126H89ZM92 127V126H91ZM96 127V126H95ZM97 127H99L98 125H97ZM114 127V126H113ZM116 127H117V125H116ZM119 127V126H118ZM121 127H122V125H121ZM123 127V129H125ZM170 127V126H169ZM260 127V126H259ZM87 128L88 127H86L85 129V131H87ZM120 128V127H119ZM14 129H17V128H14ZM25 129V128H24ZM30 129V128H29ZM34 129V128H33ZM44 129V128H43ZM83 130H84V128H82ZM81 129V130H82ZM118 128H115V130H117ZM172 129V128H171ZM176 129H174L175 131H176ZM257 129H258V127H257ZM260 129V128H259ZM11 130V131H10ZM22 130H23V128H22ZM57 130V129H56ZM82 130V131H83ZM89 130V129H88ZM90 130H94V129H90ZM107 129H106V132L108 131ZM115 130L113 129V133L115 132ZM244 130V131H243ZM41 131H42V129H41ZM59 131V130H58ZM57 131V132H58ZM96 131V130H95ZM110 131V130H109ZM121 131H123L122 129H121ZM169 131H171V130H169ZM232 131V130H231ZM243 131V132H242ZM24 132L25 131H23L22 132V134H24ZM48 132H49V130H48ZM51 132V131H50ZM49 132V133H50ZM88 133H89V131H87ZM97 132V131H96ZM181 132H179V133H181ZM20 133V134H19ZM35 133V132H34ZM82 133V132H81ZM86 135L88 134V133H86V132H84ZM93 132L91 131V135L93 136V138H91L92 136H88V137H84L85 139H80V140H84V141H82V143H84V145H87V147L86 146H84L80 141H79V143H81L82 145V147L84 148H87V150L89 149V150H91L92 148L93 149H95L97 146H99V148L97 149V150H100V149H102L101 147H103V146H101L100 147V145L102 144V143H104V141L102 142V140H104V139H102L101 141H100V145H99V143L98 142H95L96 141V139L98 140V138H97V136L98 135H96L95 134V136L92 134ZM104 133V132H103ZM178 133V132H177ZM262 133V132H261ZM56 134V133H55ZM58 134V133H57ZM77 134V133H76ZM123 134V133H122ZM128 134V133H127ZM169 135H171V133L169 132L168 133ZM175 134V133H174ZM248 133H246L245 135H244V138H245V136L247 135ZM27 135V134H26ZM25 135V137H27ZM31 135V134H30ZM38 135V134H37ZM41 135V134H40ZM40 135H38V136H40ZM62 135V134H61ZM133 135V134H132ZM165 135H167V134H165ZM168 135V136H169ZM179 135V134H178ZM32 136V135H31ZM37 136V137H38ZM63 136V135H62ZM61 136V137H62ZM105 136H107V135H105ZM104 136V137H105ZM116 136V135H115ZM114 136V137H115ZM124 136V135H123ZM135 136V135H134ZM133 136V137H134ZM181 136V135H180ZM233 136V137H234ZM25 137H23L24 139H25ZM54 137V136H53ZM67 137V136H66ZM66 137H64V138H66ZM122 137V136H121ZM171 137V136H170ZM170 137H169V139H170ZM247 137V136H246ZM34 138V137H33ZM35 138H36V136H35ZM34 138V139H35ZM55 138H56V135H55ZM80 138H81V136H80ZM83 138V137H82ZM116 138V137H115ZM126 138H127V136H126ZM130 138H132V137H130ZM129 137H128V140L130 139ZM134 138H136V137H134ZM164 138V137H163ZM166 138V137H165ZM180 138V137H179ZM193 138H195V139H193ZM260 138V137H259ZM262 138V137H261ZM31 139V142H32V138H30ZM40 139V138H39ZM38 139V140H39ZM58 139V138H57ZM60 139V138H59ZM78 139V138H77ZM101 139V138H100ZM99 139V140H100ZM108 139H110V138H108ZM122 138H120L119 140V142L121 143V141H123V140H125L124 138L121 140ZM240 139H242V137L240 138ZM37 140V141H38ZM53 140V139H52ZM61 140V139H60ZM65 140V139H64ZM79 140V139H78ZM92 140H93V142H92ZM127 140V141H128ZM140 140H138L137 141V138H136V141L137 142H135V139H133V142H132V139H131V143H128V142H130V141H128L127 143H125V144H120L119 146H113V148H112V150L111 151H107L106 150V148L107 147H110L112 144H110L111 142H108L107 140H106V142L104 143L105 145H106V143L108 142V144L110 145V146H105V148L104 149H102L101 151H100V153L98 152V154H100L99 156L101 157V155L103 154V157H101V161L102 162H100V166L102 167L103 166V164H106L107 166L106 167H104V169L105 168H110L111 170L112 169H115L117 172H115V173H118V175H116V178L114 177V180L116 181V179L118 178V176H119V182H120V184L118 183V180H117V182H115L113 179V181L111 180V179H109V180H111L110 182H109V180L106 182V180H105V184L103 185V190H104V193L102 192L103 190H102V187H100L99 189H101V190H99L100 192V194L102 193V196H100V195H98V194H96V198L97 197H99L100 196V198H102V199H108L110 196L112 197V199L114 198V200H111L112 201V203H114L115 201H117V203L119 204L118 206H120V207H122V209H124V210H120V212H117V211H112V207L110 208V212L111 213H115V212H117L118 214H113V217L112 218H109L108 217V215H106L105 216V218L104 219H110L109 221L110 222H112V227H110V230L112 229H114L115 230V228H113L114 226H118V225H120V224H122V226H120V227H117V228H121L122 230H121V232H124V234L126 235V241L129 243V245L130 246H128V247H130V249H131V253L132 254H130V256H128V258L127 257H125V258H127L126 260H125V262H124V257H122V255H127V254H129V253H126V252H129L130 251V249H127V251H125V253H122V255H120V256H118L117 255V257H119V258H121V259H123V261L120 259V261L119 262H121L122 264H141V262L139 263V258L141 259V257H142V255H140L141 253H136L139 249H141L142 247V245L146 242L145 241V239L147 238V237H149V234H147V233H151L150 231H149V228H151V231H152V228L153 227H149L148 229H146V226H150L149 224H151L152 222H158V219H156L155 217L156 216H158L159 214H161L162 215V220L160 219V221H163V212H161L162 210H163V205H165L166 207H167V205L169 206V204H167L168 203V201H167V203H166V200L164 199V196H163V198H161V196L165 193L164 192V190L167 188V183H166V186L163 184V183H160V184H162V186L160 185H158V183H159V181H161L159 178H160V173H161V171L162 170H160V166H161V161H162V157H163V151L161 150L162 148H160V146H155L156 147V149H154L153 150V152H152V155H151V157L149 158V157H147L148 155H147V153H146V151L144 150V149H138L137 148V146H139V144H142V143H140L141 141ZM162 141H163V139H161ZM174 140V139H173ZM172 140V141H173ZM184 140V139H183ZM182 140V141H183ZM236 140V139H235ZM243 140V139H242ZM26 141V140H25ZM67 141V140H66ZM91 141V142H90ZM185 141H186V138H185ZM27 142V141H26ZM47 142H49L50 143V141L48 140ZM47 142H45V143H47ZM53 142V141H52ZM52 142H51V144H52ZM65 142V141H64ZM139 142V144H137ZM179 142V141H178ZM231 142V143H230ZM238 142V141H237ZM236 142V143H237ZM243 142V141H242ZM42 143V142H41ZM44 143V144H45ZM73 143V142H72ZM72 143H70L71 145H72ZM77 142H75V144H76ZM92 143H94V144H96L97 145V143H98V145L97 146H95L94 144V146L95 147H93V145H91ZM137 145V146H135V144ZM239 144H240V140H239V142H238ZM261 143V142H260ZM263 143V142H262ZM48 144V143H47ZM54 144H56V143H54ZM62 144V143H61ZM103 144V145H104ZM119 144V143H118ZM129 144V145H128ZM148 144V143H147ZM164 144V143H163ZM186 144V143H185ZM231 144V145H230ZM26 145V144H25ZM31 145H33V144H31ZM42 145H43V143H42ZM70 145V147H73L74 146V148H76V147H78V146H76V145H74L73 144V146H71ZM92 146V148L90 147V146ZM114 145V144H113ZM128 145V146H127ZM44 146V145H43ZM76 146V147H75ZM81 146H79L78 148H80ZM141 146V145H140ZM148 146V145H147ZM175 146H177V145H175ZM174 146V147H175ZM192 146V145H191ZM236 146H238V144L236 145ZM240 146V145H239ZM243 146V145H242ZM45 147V146H44ZM54 147H55V145H54ZM59 147H61V146H59ZM81 147V152L82 151H84V152H86L85 150H83V148ZM116 147V148H115ZM141 147H143V146H141ZM173 147V146H172ZM190 147V146H189ZM2 148V149H1ZM62 149H63V147H61ZM149 148H150V146H149ZM239 147H237V148H235V150L236 149H238ZM255 148V147H254ZM262 148V147H261ZM45 149V148H44ZM68 149V148H67ZM92 149V150H93ZM109 149V148H108ZM117 149V150H116ZM187 149V148H186ZM260 149V148H259ZM263 149H264V143H263ZM262 149V150H263ZM35 150V149H34ZM38 150V149H37ZM72 150H74L73 148H72ZM72 150H70V151H72ZM91 150V151H92ZM116 150V151H115ZM184 150V149H183ZM192 150H193V148H192ZM235 150H232V151H235ZM17 151V152H16ZM23 151V150H22ZM36 151V150H35ZM62 151V150H61ZM95 152H96V150H94ZM94 151H93V153H94ZM102 151H107V153H105V155L106 156H104V153H102ZM240 151V150H239ZM249 151V150H248ZM80 151H79V153H81ZM96 152V153H97ZM251 152V151H250ZM256 152V151H255ZM255 152H252V154L253 153H255ZM18 154V160L16 161V159H17V157L16 158H14L15 160H13V158H12V154ZM37 153V152H36ZM68 153V152H67ZM73 153V152H72ZM72 153H70V154H72ZM263 153H264V151H263ZM42 154H45V153H42ZM60 154H61V152H60ZM75 154V153H74ZM98 154H94V155H97L98 156ZM200 154V155H199ZM232 154V153H231ZM234 154H235V152H234ZM237 154V153H236ZM261 154V153H260ZM24 155H26V154H24ZM73 155V154H72ZM81 156L83 155V153H81L80 154ZM93 155V154H92ZM91 154H90V156H92ZM94 155H93V158H94ZM168 155V154H167ZM166 155V156H167ZM233 155V154H232ZM258 155V154H257ZM77 156H79V154H78V152H77ZM85 156V155H84ZM190 156V155H189ZM193 156V157H194ZM198 156H199V158H198ZM46 157V156H45ZM241 157V156H240ZM253 157V156H252ZM38 159L37 160H39L40 161V157L38 156L37 157ZM42 158V157H41ZM73 158V157H72ZM71 158V159H72ZM81 158V157H80ZM88 158H89V156H88ZM169 158V157H168ZM175 159H176V157H174ZM229 158V157H228ZM256 158V157H255ZM258 158V157H257ZM44 159V158H43ZM46 159V158H45ZM83 159H85V158H83ZM251 159V158H250ZM35 160V159H34ZM87 160H90V159H86L85 161L87 162ZM97 160H98V158H97ZM253 160V159H252ZM39 161H37V163L39 162ZM78 161V159L76 160V164L78 163L77 162ZM82 161L83 160H79V162H81L82 163ZM94 162H95V159L93 160ZM169 161V160H168ZM168 161L166 162V163H168ZM211 161H212V159H211ZM214 161V160H213ZM221 161H223V160H221ZM226 161V160H225ZM240 161V160H239ZM84 162V161H83ZM85 162V163H86ZM92 162V161H91ZM91 162H89V163H91ZM99 162V161H98ZM98 162H97V164H98ZM163 162V161H162ZM214 162H216V161H214ZM217 162H218V160H217ZM249 162V161H248ZM251 162V161H250ZM263 161H261L260 162V164H258L257 166L259 167L260 165H261V163H262ZM20 163V164H19ZM37 163H34V164H37ZM93 163V162H92ZM96 163V162H95ZM164 163V162H163ZM226 163H227V161H226ZM247 163V162H246ZM256 162H254V164H255ZM264 163V162H263ZM33 164V165H34ZM53 164V163H52ZM73 164V163H72ZM82 164H84V163H82ZM88 164V163H87ZM176 164V163H175ZM194 164V165H195ZM215 164V163H214ZM251 165L253 164V163H250ZM69 165L71 166V163H69ZM74 165H75V163H74ZM78 165H79V163H78ZM77 165V168L80 166H78ZM86 164H84V166H85ZM99 165V164H98ZM163 165V164H162ZM181 165V164H180ZM193 165V167H195ZM250 165V166H251ZM89 166H92V165H89ZM88 166V167H89ZM169 166V165H168ZM179 166V165H178ZM191 166V165H190ZM214 166H216V164L214 165ZM225 166H227V165H225ZM263 166V165H262ZM68 167V166H67ZM66 167V169H68ZM76 167V166H75ZM177 167V166H176ZM192 167V168H193ZM257 167V168H258ZM33 168H34V166H33ZM72 168V167H71ZM87 168V167H86ZM93 169H95L94 168V166L92 167ZM96 168H97V166H96ZM100 168V167H99ZM163 168H164V166H163ZM167 168V167H166ZM179 168V167H178ZM192 168H191V170H192ZM225 168V170H227L226 168H228V167H224ZM259 168H262V167H259ZM258 168V169H259ZM35 169V170H36ZM40 169H43V170H41L40 171ZM65 168H64V170L65 171H69V170H66ZM79 169V168H78ZM83 169H85V168H83ZM82 169V170H83ZM88 169V168H87ZM87 169H86V171H87ZM90 170H92L91 169V167L89 168ZM170 169V168H169ZM180 169V168H179ZM189 169H190V167H189ZM255 169H256V167H255ZM258 169H256V170H258ZM31 170V169H30ZM34 170V169H33ZM33 170H31V171H33ZM72 170V169H71ZM98 169H96V171H97ZM100 170H101V168H100ZM100 170H98L97 172H99ZM111 170H109V171H111ZM114 170V171H115ZM175 170V169H174ZM194 170V169H193ZM238 170V169H237ZM252 170V169H251ZM260 170V169H259ZM57 171V170H56ZM55 171V172H56ZM85 171V170H84ZM85 171V172H86ZM101 171H104V170H101ZM108 171V170H107ZM108 171V172H109ZM113 171V170H112ZM54 172V173H55ZM82 173H83V171H81ZM97 172H94L93 171V173H94V175H96V177H97V179H99L98 178V173ZM107 172V173H108ZM177 172V171H176ZM187 172V173H188ZM236 173H237V171H235ZM259 172V171H258ZM67 173H70V172H67ZM89 173H90V171H89ZM89 173H87L86 172V174H88V176H90L89 175ZM96 173V174H95ZM102 173V172H101ZM112 173V172H111ZM227 173V172H226ZM239 173V172H238ZM237 173V174H238ZM251 173H254V171H252ZM259 173H261V170H260V172ZM258 173V174H259ZM75 174H77V173H75ZM85 173H84V175H86ZM104 174H106V172L104 173ZM109 174H110V172H109ZM109 174H108V176H109ZM173 174H175L174 172H173ZM178 174H179V172H178ZM236 174V175H237ZM46 175H47V177H46ZM51 175H52V177H53V180H52V177H51ZM79 176H80V174H78ZM93 175V174H92ZM93 175V176H94ZM110 175H112V174H110ZM115 175V174H114ZM163 175V174H162ZM164 175H166V173L164 174ZM222 175V174H221ZM223 175H224V173H223ZM222 175V176H223ZM57 176V175H56ZM56 176H55V178H56ZM82 176V175H81ZM92 176V178H94V179H96V177L94 176L93 177ZM210 176V177H209ZM228 176V175H227ZM46 177V178H45ZM49 177H51V179H48ZM68 177V176H67ZM100 177V176H99ZM102 177V176H101ZM105 177V176H104ZM103 177V178H104ZM110 177V176H109ZM177 177V176H176ZM235 177V176H234ZM236 177H240L241 178V175H238V176H236ZM36 178V179H37ZM78 178V177H77ZM81 178H83V177H81ZM108 178V177H107ZM113 178V177H112ZM218 178V180L220 179V177H217ZM223 178V177H222ZM253 178V177H252ZM251 178V179H252ZM255 178V177H254ZM253 178V179H254ZM256 178H257V176H256ZM85 179V178H84ZM190 179H191V183H190ZM237 179V178H236ZM235 179V180H236ZM250 179V180H251ZM87 180H89V179H87ZM100 180V179H99ZM96 181L97 183H98V185H100L99 184V182H101V180L100 181ZM165 180V179H164ZM211 180V179H210ZM58 181V180H57ZM73 181H74V179H73ZM72 181V182H73ZM85 181V180H84ZM184 181V180H183ZM186 181V180H185ZM184 181V182H185ZM189 181V182H188ZM222 180L220 179L219 181H217V182H219V184L221 185V182ZM234 181V180H233ZM245 181V180H244ZM244 181L242 182V181H240V183H238V185L239 184H241V183H243V185H240V186H242V187H245V185H247V184H245L244 185ZM257 181V180H256ZM59 182H61V181H59ZM77 183H78V181H76ZM102 182H103V180H102ZM101 182V183H102ZM115 182V183H114ZM184 182H182V186L183 187H186L185 185H183L184 184ZM216 181H214V183H215ZM234 182H237V180L236 181H234ZM250 182V181H249ZM263 182V181H262ZM107 183H110V185H111V187L113 186H115V189H117L116 191H114V190H112L113 189V187L111 188L110 187V185H109V187H107ZM264 183V182H263ZM60 184V183H59ZM76 184V183H75ZM87 184V183H86ZM94 184V183H93ZM107 184V185H106ZM114 184H118L117 186L119 187H117L116 185H114ZM171 184V183H170ZM170 184H169V186H170ZM236 184V183H235ZM63 185V184H62ZM91 185V184H90ZM95 185V188H96V190H97V188L99 187H96V183L94 184ZM106 185V186H105ZM164 185V186H163ZM173 185H174V183H173ZM217 185V184H216ZM83 186V185H82ZM213 186V185H212ZM230 186V185H229ZM83 187H87V188H89L90 186L89 185H87V186H83ZM163 187H166L165 189H163ZM171 187H173V186H171ZM182 187V189H185V188H183ZM235 187V186H234ZM93 188V187H92ZM91 188V189H92ZM109 188H111V189H109ZM170 188V187H169ZM168 188V189H169ZM224 188V187H223ZM230 188H232V186L230 187ZM247 188V187H246ZM253 188L255 189L256 188V185L255 184H253ZM163 189V190H162ZM172 189H174V188H172ZM235 189V188H234ZM240 189V188H239ZM87 190V189H86ZM93 190V189H92ZM164 192H162V191ZM224 190V189H223ZM74 191V190H73ZM83 191H85V190H83ZM182 191V192H183ZM219 191V190H218ZM221 191V190H220ZM219 191V192H220ZM229 191V190H228ZM228 191H227V193H228ZM236 191V190H235ZM244 191H246V190H244ZM248 191V190H247ZM251 191V190H250ZM79 192V191H78ZM88 192V191H87ZM114 192L116 193V194H114ZM118 192V193H117ZM202 192H204L203 194H202ZM209 192V191H208ZM207 192V193H208ZM230 192H232V193H230L231 195H229V196H233L234 195V191L233 190H231ZM73 193H74V196H73ZM83 193V192H82ZM86 193V192H85ZM184 193V192H183ZM210 193V192H209ZM236 193H238L237 191H236ZM245 193V192H244ZM249 193V192H248ZM55 194V195H54ZM75 192H72V196H73V198L72 199H75L74 197H75ZM162 194V195H161ZM214 194V193H213ZM86 195V194H85ZM113 195V196H112ZM167 195V194H166ZM204 195H206V194H204ZM223 195H224V193H223ZM244 195V194H243ZM246 195V194H245ZM249 195H251V194H249ZM252 195H254V193L252 192ZM262 195V194H261ZM57 196V195H56ZM64 196H65V194H64ZM67 196L68 197H70L71 195L69 194H67ZM77 196V195H76ZM79 196V195H78ZM84 196V195H83ZM215 196H217V195H215ZM220 196V195H219ZM225 196V195H224ZM238 196V195H237ZM263 196V195H262ZM168 197V196H167ZM245 197V196H244ZM247 197V196H246ZM215 198V197H214ZM224 198V197H223ZM232 198V197H231ZM236 197L234 196V199H235ZM249 198V197H248ZM70 199H71V197H70ZM89 200H91L90 198H88ZM99 199V198H98ZM165 200V201H163V200ZM198 199V200H197ZM237 199V198H236ZM239 199V198H238ZM237 199V200H238ZM241 199V198H240ZM240 199H239V201H238V204H242L241 202H240ZM247 199V198H246ZM94 200V199H93ZM109 200V199H108ZM107 200V201H108ZM179 200V199H178ZM212 200V198L210 199V201ZM230 200V199H229ZM248 200V199H247ZM92 201V200H91ZM114 201V202H113ZM173 201V200H172ZM218 201V200H217ZM55 202V203H54ZM109 202H110V200H109ZM165 202V203H164ZM179 202V201H178ZM201 202V203H200ZM205 202H207V201H205ZM224 202V201H223ZM246 202V201H245ZM244 202V203H245ZM53 203V204H52ZM76 203V202H75ZM111 203V202H110ZM175 203V202H174ZM173 203V204H174ZM217 203V202H216ZM219 204L221 203V202H218ZM230 203V202H229ZM262 203H264V201H260L258 204L256 203V205L258 206V205H260L261 206V204ZM109 204V203H108ZM107 204V205H108ZM167 204V205H166ZM223 204V203H222ZM237 204V203H236ZM235 203H234V205H236ZM237 204V205H238ZM117 205V204H116ZM178 205V204H177ZM180 205V204H179ZM213 205V204H212ZM229 205H231V204H229ZM243 205V204H242ZM256 205H253V206H256ZM113 206H114V204H113ZM164 206V208H166ZM205 206V205H204ZM223 206V205H222ZM239 206V205H238ZM237 206V207H238ZM248 206V205H247ZM252 206V207H253ZM260 206L258 207V208H260ZM115 207V206H114ZM239 207H241V206H239ZM116 208H117V206H116ZM168 208V210H171V208L170 207H167ZM167 208L165 209V211H167ZM224 208H225V206H224ZM229 208V207H228ZM173 209V208H172ZM177 209H175V210H177ZM183 209V208H182ZM239 209V208H238ZM238 209H236V210H238ZM244 209V208H243ZM246 209V208H245ZM50 210H51V208H50ZM106 211H107V208L105 209ZM114 210H116V209H114ZM117 210H119V208H117ZM209 210V209H208ZM215 209H213V211H214ZM234 210V209H233ZM240 210V209H239ZM238 210V211H239ZM93 211V210H92ZM91 211V212H92ZM164 211V210H163ZM232 211V210H231ZM241 211V210H240ZM247 211V210H246ZM245 211V212H246ZM43 212V213H42ZM69 212V211H68ZM85 212V211H84ZM83 212V214H85ZM108 212H109V210H108ZM171 212H174V211H171ZM182 212H183V214H184V216H182ZM234 212V211H233ZM232 212V213H233ZM244 212V213H245ZM64 213V212H63ZM70 213V212H69ZM93 213H95V212H93ZM167 213V212H166ZM165 213V214H166ZM170 213V212H169ZM238 213V212H237ZM242 213H243V210H242ZM247 213H249V211H247ZM252 213H254V212H252ZM262 213V212H261ZM61 214V213H60ZM66 214V213H65ZM82 214V213H81ZM72 216H73V214H71ZM77 215V214H76ZM79 215V214H78ZM77 215V217H79ZM88 215H90L89 213H88ZM92 215H94L95 216V214H92ZM112 215V214H111ZM168 214H166V216H167ZM172 215V214H171ZM169 216V217H175L174 215H176V214H173L172 216ZM179 215H177L176 217H178ZM213 215H215V214H213ZM252 215V214H251ZM254 215V214H253ZM256 215V214H255ZM27 216V217H26ZM93 216V217H94ZM102 216V215H101ZM167 216V217H168ZM259 216V215H258ZM75 217V216H74ZM81 217V216H80ZM79 217V218H80ZM89 217V216H88ZM99 217V216H98ZM98 217H96L97 219H98ZM164 217H165V215H164ZM168 217V219H170ZM219 217H220V214H219ZM254 217H256V216H254ZM53 218V217H52ZM86 218H87V216H86ZM146 218V220H147V223H145V219ZM156 219V221L154 220V219ZM161 218V217H160ZM166 218V217H165ZM180 218V216L177 218V219H179ZM205 218V219H204ZM212 218H213V216H212ZM217 217H215V219H216ZM250 218V217H249ZM258 218V217H257ZM88 219V218H87ZM96 219V220H97ZM152 219H153V221H152ZM168 219H165L164 220V222L165 221H168V223H165V225L167 226L168 225V227H169V232H171V230H173V228H177L178 226H176L175 224V227H174V225L172 224V221L173 220H175V219H173L172 221H170V220H168ZM182 219V218H181ZM192 219H195V220H197V222H193V220ZM218 220H220L221 218H217ZM237 219V218H236ZM100 220H102V218L100 219ZM192 220V221H191ZM249 220V219H248ZM255 220V219H254ZM85 221H87V220H85ZM92 221V220H91ZM98 221V220H97ZM151 223H150V222ZM159 221V222H160ZM176 221V220H175ZM250 221V220H249ZM248 221V222H249ZM263 221V220H262ZM69 222V221H68ZM80 222V221H79ZM84 222V221H83ZM158 222V223H159ZM163 222V223H164ZM244 222H247V221H245L244 220ZM244 222H242V223H244ZM59 223V222H58ZM149 223V224H148ZM190 223H191V225L193 226H191L190 225ZM192 223H194V225L192 224ZM238 223V222H237ZM241 223V224H242ZM37 224V225H36ZM64 224V223H63ZM75 224V223H74ZM91 224H92V222H91ZM90 224V225H91ZM115 224V225H114ZM162 223H160V225H161ZM172 224V225H171ZM181 224L179 225V226H181ZM200 224V225H201ZM236 224V223H235ZM81 225V224H80ZM152 225V224H151ZM238 225H240V224H238ZM237 225V226H238ZM247 225H248V223H247ZM246 225V226H247ZM250 225V224H249ZM34 226V227H35ZM74 226V225H73ZM94 226V225H93ZM196 226V225H195ZM206 226V225H205ZM236 226V225H235ZM242 226V225H241ZM243 226H245L244 224H243ZM264 226V225H263ZM67 227V226H66ZM84 227V226H83ZM82 227V228H83ZM85 227H86V225H85ZM84 227V228H85ZM103 227V226H102ZM164 227V226H163ZM168 227L166 228V229H168ZM250 227V226H249ZM20 228H22V229H20ZM68 228V227H67ZM81 228V229H82ZM105 228H106V226H105ZM154 228H155V226H154ZM153 228V229H154ZM156 228H157V225H156ZM178 228H180V227H178ZM197 228H202L203 229V226L201 225V227L199 226V227H197ZM235 228H237V227H235ZM248 228V227H247ZM253 228V227H252ZM66 229V228H65ZM90 229V228H89ZM92 229V228H91ZM90 229V230H91ZM100 229V228H99ZM158 229L160 230V228L158 227ZM202 229L200 230V229H198V230H200L201 232H202ZM218 229V228H217ZM216 229V230H217ZM251 229V228H250ZM111 230V232H113ZM164 229L162 228L161 229V231H163ZM196 230V229H195ZM204 230V229H203ZM253 230H255V229H253ZM24 231V230H23ZM30 230H28V232H29ZM85 231V230H84ZM154 231V230H153ZM152 231V232H153ZM206 231V230H205ZM232 231H234V232H232ZM231 232L234 234L235 233V230H232ZM246 231V230H245ZM77 232V231H76ZM83 232V231H82ZM86 232V231H85ZM90 232V231H89ZM110 232V233H111ZM119 232V231H118ZM164 232V231H163ZM192 232V233H191ZM195 232V231H194ZM204 232V231H203ZM213 232H215V229L213 230V231H208V229H207V231H206V234H204L203 233V235H201V238H197V239H195V240H191L190 241V243L192 244H190V243H188V247H189V245L191 246L189 249H187L186 251H188V252H186L185 253V251L184 252H182L181 254H182V256L184 255V254H186V256L184 257V258H182L181 260V263H179V261L176 259V262H178L179 264H228V262L230 261V259L229 260H226L225 258V260L226 261H228V262H226L224 259H222L221 258V256H220V252H219V248H222V247H219V243H221V238H220V236H218V234H216L215 235V233H213ZM223 232V231H222ZM249 232H250V230H249ZM257 232V231H256ZM114 233H116L115 235H110L111 237H114V236H116L118 233H117V231H115ZM156 233V232H155ZM167 233V232H166ZM173 233V232H172ZM171 233V234H172ZM177 233V232H176ZM231 233V234H232ZM248 233V232H247ZM251 233V232H250ZM258 234L260 233V232H257ZM26 234H27V231H26ZM80 234H82V233H80ZM80 234H79V237H81L80 236ZM87 234V233H86ZM92 234V233H91ZM123 234V233H122ZM157 234V233H156ZM156 234H153V235H156ZM159 234V233H158ZM158 234H157V236H158ZM164 234V233H163ZM168 234V233H167ZM191 234V235H190ZM223 234V233H222ZM237 234V233H236ZM261 234V233H260ZM87 235H89V234H87ZM99 235V234H98ZM97 235V236H98ZM106 235V234H105ZM118 235H120V232H119V234ZM148 235V236H147ZM159 235H162V232H161V234H159ZM173 235H174V233H173ZM172 235V236H173ZM176 235V234H175ZM174 235V236H175ZM194 235V234H193ZM197 236L199 235V234H196ZM230 235V234H229ZM241 235V234H240ZM246 235V234H245ZM252 235V234H251ZM257 235V234H256ZM264 235V234H263ZM77 236V235H76ZM151 236V235H150ZM164 235H162L161 236V238L163 237ZM170 237H172L171 235H169ZM177 236V235H176ZM175 236V237H176ZM203 236V237H202ZM217 236H218V240H220L219 242H218V240H217ZM227 236V235H226ZM232 236V235H231ZM237 236V235H236ZM78 237V236H77ZM83 237H85V236H83ZM96 237V236H95ZM110 237V238H111ZM117 237H119V236H117ZM160 237V236H159ZM230 237V236H229ZM235 237V236H234ZM76 238V237H75ZM100 238V237H99ZM108 238V237H107ZM107 238H105L106 239V241H107ZM165 237H163V239H164ZM177 238V237H176ZM181 239L183 238V237H180ZM220 238V239H219ZM258 238H260V237H258ZM262 238V237H261ZM104 239V240H105ZM119 239H121L122 240V238H119ZM119 239H117V240H119ZM162 239V240H163ZM166 239V238H165ZM172 239V238H171ZM223 239V238H222ZM230 239V238H229ZM111 240V239H110ZM147 241L149 240V239H146ZM154 240H155V238H154ZM174 240H175V238H174ZM173 240V241H174ZM177 240V239H176ZM184 240V239H183ZM227 240V239H226ZM225 240V241H226ZM58 241V240H57ZM85 241H87V239L85 240ZM94 241V240H93ZM105 241V242H106ZM111 241H113V240H111ZM110 241V242H111ZM124 241V240H123ZM155 241H159V240H155ZM164 241H167V240H164ZM168 241H169V238H168ZM167 241V242H168ZM171 241V240H170ZM170 241H169V243L168 244H171L170 243ZM173 241H171V242H173ZM179 241V240H178ZM187 241V242H188ZM230 241H232V240H230ZM239 241H240V239H239ZM261 241V240H260ZM259 241V242H260ZM23 242H22V244H23ZM80 242H82L81 240H80ZM79 242V243H80ZM113 242H116V241H113ZM120 242V241H119ZM149 242V241H148ZM151 242H152V240H151ZM150 242V243H151ZM163 242V241H162ZM175 242V241H174ZM181 242V241H180ZM184 242H185V240H184ZM241 242V241H240ZM239 242V243H240ZM248 242V241H247ZM250 242V241H249ZM248 242V243H249ZM262 242V241H261ZM261 242L259 243V245L261 246ZM25 243V242H24ZM112 243V242H111ZM117 243V242H116ZM121 243L123 244V242L121 241ZM120 243V244H121ZM159 243V242H158ZM165 243V242H164ZM225 243V245H226V242H224ZM228 243V242H227ZM231 243V242H230ZM242 243V242H241ZM258 243V242H257ZM263 243V242H262ZM146 244H149V243H146ZM152 244V243H151ZM166 245H164V246H166L167 247V243H165ZM179 244V243H178ZM229 244V243H228ZM227 244V245H228ZM244 245L245 244H247V243H243ZM242 244V245H243ZM21 245V244H20ZM19 245V246H20ZM33 245V244H32ZM79 245V244H78ZM103 245H106V244H104V242H103ZM108 245V244H107ZM150 245V244H149ZM148 245V246H149ZM238 245V244H237ZM240 245V244H239ZM238 245V246H239ZM250 245V244H249ZM256 245V244H255ZM25 246V245H24ZM84 246V245H83ZM111 246V245H110ZM119 246V245H118ZM176 245H174V243H173V245H172V247H175ZM260 246H259V248H260ZM262 246H264V244L262 245ZM36 247V246H35ZM78 247H80V245L78 246ZM105 247V246H104ZM112 247H114V246H112ZM147 247V246H146ZM145 247V248H146ZM179 247H180V245H179ZM182 247L183 248H185L186 246L185 245H183L182 244V246H181V249H179V248H177V250L179 249V253H180V250H182ZM231 247V246H230ZM236 247V246H235ZM19 248H22V246L21 247H19ZM24 248V247H23ZM98 248H103V247H98ZM97 248V249H98ZM115 248H118V247H115ZM124 248V247H123ZM127 248V247H126ZM170 248V247H169ZM187 248V247H186ZM226 248H228V247H226ZM225 248V249H226ZM30 249H32V247L30 248ZM81 249V248H80ZM112 249V248H111ZM110 249V250H111ZM118 249H120V248H118ZM117 249V250H118ZM150 249V248H149ZM171 249V248H170ZM222 249H224V248H222ZM235 249H239V248H235ZM34 250V249H33ZM85 250V249H84ZM92 250H93V248H92ZM99 250V249H98ZM104 250V249H103ZM121 250H123V249H121ZM144 250H148V249H144ZM162 250V249H161ZM177 250H173V252L174 251H177ZM221 250V249H220ZM230 250V249H229ZM234 250V249H233ZM260 250H263V249H260ZM19 251V250H18ZM22 251H23V249H22ZM37 251V250H36ZM83 251V250H82ZM116 251V250H115ZM141 251H143V249L141 250ZM236 251V250H235ZM20 252H21V250H20ZM24 252V251H23ZM88 252H89V250H88ZM97 252V251H96ZM101 252H103V251H101ZM100 252V253H101ZM109 252V251H108ZM121 252V251H120ZM119 252V253H120ZM133 252L134 253H136L135 255H137V254H139L140 256H139V258H135L134 259V257H137V256H134L133 255ZM147 252V251H146ZM172 251H170V253H171ZM231 252H232V250H231ZM246 252V251H245ZM255 253H256V251H254ZM22 253V252H21ZM29 253H30V251H29ZM32 253V252H31ZM37 253V252H36ZM79 253H80V251H79ZM78 252H77V254H79ZM93 253H95L94 251H93ZM111 253V252H110ZM118 253V254H119ZM144 253V252H143ZM178 253V252H177ZM176 253V254H177ZM184 253V254H183ZM221 253L223 254V251H221ZM228 253V252H227ZM232 253H234V252H232ZM231 253V254H232ZM248 253V252H247ZM76 254V255H77ZM81 254H83V252L81 253ZM114 254H116V252H113V255ZM169 254V253H168ZM175 254V253H174ZM173 254V255H174ZM230 254V258H232V259H234L233 261H235L234 263L236 264V257H238L237 255H235V254H233V255H231ZM251 254V253H250ZM257 254L259 255L260 253H258L257 252ZM19 255H20V253H19ZM22 255V254H21ZM24 255V254H23ZM89 255V254H88ZM92 255H95V256H98L96 253L95 254H92ZM111 255V254H110ZM112 255V256H113ZM125 255V256H126ZM163 255V254H162ZM172 255V254H171ZM255 254H253V256H254ZM262 255H263V253H262ZM262 255H260L261 257L260 258H256V256L254 257V259H249V258H247V260L249 261V264H264V258L262 257ZM85 256V255H84ZM94 256V257H95ZM100 256V255H99ZM115 256V255H114ZM164 256V255H163ZM178 256H180V254H178ZM225 256V255H224ZM223 256V257H224ZM232 256V257H231ZM249 256V255H248ZM264 256V255H263ZM25 257V256H24ZM83 256H81V258H82ZM87 257V256H86ZM91 257H93V256H91V254H90V258ZM172 257V256H171ZM174 257V256H173ZM175 257H177V255L175 256ZM174 257V258H175ZM234 257V258H233ZM250 257H252V256H250ZM76 258V257H75ZM84 258V257H83ZM98 258H100V257H98ZM154 258V257H153ZM227 258V257H226ZM21 259V258H20ZM25 259V258H24ZM87 259H89V257L87 258ZM86 259V260H87ZM169 259H171L170 257H169ZM231 259V260H232ZM240 259V258H239ZM12 260V261H11ZM17 259H15V261H16ZM57 260V259H56ZM59 260V259H58ZM71 260V259H70ZM77 260V259H76ZM131 261V263H130V261ZM171 260H174V259H171ZM170 260V261H171ZM180 260V259H179ZM251 260V261H250ZM19 261V260H18ZM17 261V262H18ZM72 261V260H71ZM73 261H75V259L73 260ZM82 261V260H81ZM97 261V260H96ZM101 260H99V262H100ZM129 261V263H126V262H128ZM242 261V260H241ZM17 262H15V263H17ZM30 262V261H29ZM63 262V261H62ZM76 262V261H75ZM79 262V261H78ZM124 262V263H123ZM172 262L173 261H171V264H172ZM231 262V261H230ZM229 262V263H230ZM61 263V262H60ZM80 263V262H79ZM82 263V262H81ZM91 263V262H90ZM98 263V262H97ZM101 263V262H100ZM163 263V262H162ZM169 262L167 261V264H168ZM177 263V264H178ZM12 264H14L13 262H12ZM17 264H19V263H17ZM54 264V263H53ZM55 264H56V262H55ZM59 264V263H58ZM75 264V263H74ZM95 264V263H94ZM232 264V263H231ZM240 264H242V263H240Z\"/></svg>",
  "mask_w": 264,
  "mask_h": 264
}]
</instances>
